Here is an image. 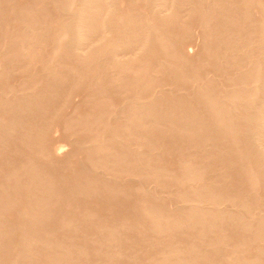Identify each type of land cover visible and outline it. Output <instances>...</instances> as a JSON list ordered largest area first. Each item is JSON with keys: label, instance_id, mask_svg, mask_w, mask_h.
<instances>
[{"label": "bare ground", "instance_id": "bare-ground-1", "mask_svg": "<svg viewBox=\"0 0 264 264\" xmlns=\"http://www.w3.org/2000/svg\"><path fill=\"white\" fill-rule=\"evenodd\" d=\"M6 1L8 3L11 2V1H8V0H6ZM6 1L3 0V2H5V3H6ZM118 1L119 0H60V1L58 0L57 5H55V3H54V5H55L54 8L56 9V11L57 10L59 11V13L57 11L58 14L57 13H55V14H57V15L60 14L61 15V17L57 16V18L60 17L59 18L60 22L59 21L56 22V20H58L56 18L54 20L55 24H57L56 27L54 26L55 24L53 23L54 24L53 28L51 27L52 29H50V27H48V25H50V24H48L46 26L49 29H45L44 28L45 31L43 29H40L41 28L40 27L41 24H39L40 20H38V18L30 17L31 14L28 15V17H30V18H28V17L26 19L22 18V16L26 17V15H27L26 14V15H22L21 16L22 19H19L20 18V14L18 12L23 11V9L22 10L18 9V10H20V11H17L18 14L15 12L16 13L15 16L18 15L16 17V21H17V19H18V21L22 20L23 22L22 21L21 22L24 23V25L21 24V22H20V25H22L23 27H22V29L20 28L21 26L18 27V29L20 28L19 29L20 31L17 30L19 34L16 31H14V32L17 33V35H16V33H13V34H15V37H14L13 34H11V36L13 35V37H11L12 39L10 37L7 38L5 36L8 39V41L10 40V43L6 44L4 42L6 44L5 45L6 47H4L5 49H3L4 50L3 53H5L6 48H7V50L9 52H7L6 55H1L0 56V59H1L0 64L2 63L3 66L5 65L4 67L7 70L9 68V66L7 67L6 65H10L11 64V67H12V64H14V63L16 64L18 62L22 63L20 61H23L24 59H25L26 63L27 62H29V63L33 62L34 63L36 61H31V60H33V57H31V56L34 55V53L36 52V49H37L36 53L38 54V52L41 50V49L39 50L38 47H40L41 45H44L43 43H45V44L48 43L49 44V42H50L49 40H52L51 42L56 44L55 48L52 47V48H54L53 49L54 53H53L52 49L50 50L51 52L50 51L49 52L52 53L51 54L52 56H53V54L54 55L57 54V55H55V57H57V59L54 60L55 57L53 59H51V57L49 58V56H51L49 54V56L47 55L48 56L47 58L50 61H47L48 65H46V66H45V64H47V63H44V67H42V69L39 70L40 72L37 71L38 73H35L36 72L35 71L34 72L35 74H31L33 72H30V75H28L29 73L28 74H24V72H23V74L25 76L28 75L26 78L23 77L24 76L23 74H20V75H23L21 77L23 79L24 78L25 79L22 82V84L20 85L22 87L18 86L17 89H22L23 90V88L28 87V88H26V90L24 89L25 91H27V89H29V87H30L29 91L32 90V93L30 92L31 95H30L29 98L26 97L27 95H29L28 94L29 91H27V95H25L26 99L24 100L23 97H22V100H20L21 96H24V94H22V95H20V98H19L20 101L15 99V100L18 101V103H17V101L15 102L16 104H13L14 102L11 103L12 100H13L12 99V100H10L11 102L8 103L10 106H8L7 104L2 105L3 101L0 100L1 101L0 106L2 105V108L5 106L3 109L0 107V109H1L0 110L1 111L0 112L1 113L0 116L1 117L4 116L2 114L3 110H4L3 112H5L4 114L7 115L6 119H3L5 117H3V118L0 117L1 118L0 119V139L2 140V142L4 144L8 140V139H6L7 137L12 142L13 139L15 138L14 136H16L19 140H22V142H24V139H25L26 142H24V143H26V144H27L29 139L31 140V142L34 141L33 144H31V142H30V145H25L21 141H20V143H22L25 146H28L27 149L25 150L26 151L25 152V156L26 157L29 156V155H26L27 152H28L27 154L33 153L34 156L33 155H30V156L33 157V158H36V160H38V161H35V160H33V158H29V157L26 158L25 157L27 160L25 158H23L24 160H26V161H24V165H22L23 163L21 162L22 163V164H20L21 166L20 165H19V167L15 166L14 167L15 169L13 168L14 170H12V168H10V169L7 170V172L3 173V175L5 174L7 176V177H5V179H6L5 181H4V176L5 175L1 176V177H3L2 178L3 180L0 177V179L5 182V183H2L1 180H0V183H2V185L0 184V264H37V263L40 264V262H41V264H77V262H75V260H76L75 258L77 256H78V259L80 260L79 255L81 256V255H84L88 251H92L91 250L92 249L91 246H90V248H91L90 250H88L89 248L88 249L86 248V247H89L88 246L89 244L86 246L87 242L90 243V245L93 244L94 247H96L97 245L100 247V244H99L100 242L96 245V243H92V242L87 241L88 238H85L86 236L88 237L87 234H84L83 236L81 235L83 233V231H82V229L80 230L79 228H84L81 225L82 222H83L82 223L83 226L85 225L86 229H87V227L88 228L92 227L93 230L95 231V233H98L99 236L100 235L102 236V235L105 234V238H103L105 240V242H103V244L101 245L102 247L99 248L97 246L98 249H95L96 251L93 250L94 252H98L97 250H99V254H100V251L102 252V250H104V249H110V251H112L111 249H114V247L117 246V248H118V246H119L118 244H120V242L122 243L123 240H125V237L128 236V234H133V233L136 234V233H138V234H136L138 236L139 235V231L140 230L143 231L142 228L144 227V229H146L149 232V234H151L150 236H154V237L155 236H161V238L163 237V241H164V242H161L162 246H160L159 251L155 250L157 252L154 254V255H156L158 253V255H160L161 258L157 257L158 260L157 259L153 260L154 258L151 257L152 259L150 258L151 259V260L149 259L150 261H147L148 259L145 260V262H147V264H264V8L262 6L258 7V8H262L263 9V10L261 9V12H260V14L262 16V18H261L260 15L256 16V15L259 14L258 11H260V10H258L256 8V6H255L256 4H252V1H250V0L249 1L251 2V5L255 6V7L252 6L253 7L252 9L256 8V11L258 10L257 11L258 14L255 11L256 15L254 17H253V15H254L253 12L254 11H252V9L250 10V11H252V14L250 16L251 12L249 13L248 10H247V9H250L248 7L249 3L248 2L246 3L245 0L237 1V3H239V4L240 3L241 4L246 3L245 6L243 5L245 10L244 11L241 10L244 13L241 12V11H240L241 13L237 12L238 11L237 9H240V5H238L239 8H237V5H236V7L234 6L236 8V10H237L236 11L231 6L230 2H228L229 0H214V1L212 0L213 3L210 1V4L208 2H205V1L202 2L203 0L201 2L198 0L200 3L195 0L199 4H202V6H203V3H208L209 4L208 7H205V8L203 7L201 9L202 11L199 10L200 8L198 9L199 6L197 7V5H195L196 2H195L194 5L192 4V2H194L192 0L190 1L191 4H192V7H191V4H190V7L187 6L189 9L191 8V10L192 9L195 10L197 8V10H196L197 12L195 11V13H192V15L194 16V14H195L196 18H197V15H199L198 18H200V15H201V19H199V21L203 19L202 17L207 16V19H209L208 20V24H204V23H206L205 20L207 21V19H205V20L203 19V21H204L203 27L205 25L206 26L207 25L210 26L211 23L213 25L211 28L208 27L209 34H208L207 31H205L206 30V26H205V28L202 27L204 29V31H202V28L199 25L200 29L202 31V32L200 31V33H202V37H203V32H206L205 35L207 34V37H209L208 35H210V38H212V39H210V38L207 39L208 42H210V40L212 41L213 38L215 37L214 38L215 41L214 42L212 41L214 44L213 43H212L213 45L210 44L209 47H207L208 46L207 45L208 42L204 43L205 46L203 45V43H201L205 47V51L207 50L206 52H208V51L210 52V50L212 52V49L209 50V48H212L211 45L213 46V51H215V52H213L212 54H214V53L215 54L213 56L212 55L211 56L213 57L212 59L216 58V59H214L216 61L213 60L214 63L213 62L212 63L215 64V62H216L215 67L219 66L223 71L226 69V71H224V72L228 71L227 75L230 74L229 70L231 71V73H233V75L231 77H230L231 74L229 76H227L226 74L221 73L222 75H225V77H223L220 74V72H217L218 71L217 69L219 67L214 68V65H213L212 68H214V69H213L212 73H215V74L217 73V75L220 74L221 76L219 75V77H223L227 81V82H223V80H221V78H218V80L220 79V82L218 81L220 83V85H218L219 88H220V86L222 87L223 83H227V84H228V82L230 83L228 85L230 90L227 91L225 87H224L225 89L221 88L220 90H222V92H224V90L227 91V92L222 93L220 91H217L219 88H216L217 84H219V83H217L215 87H214L215 84L211 85V83L213 81L211 82V80L208 79L209 78L208 76L212 77L210 74L208 75L207 73H205L206 74L205 77L207 76L206 78H207L208 81L206 80V78H203L204 77L203 75L199 74V73H201L199 71L203 70V69L201 70V68L203 66H205V64H203V66H200L201 68L198 67V65H197V68H200L199 71L197 69L195 70L196 72L198 71L197 72L198 74H197L195 71H193L194 69L192 70V68H194V67L186 68L185 64H183V67H182L180 65L181 62L179 60V59L182 58L181 55H179L178 51L176 52L174 50L173 51L171 50L172 48L177 46V44L175 45L174 42H172V39H170L171 40V44H174V47H173L170 44L169 39L167 38V36H168L167 34H168L169 30L172 29V28H170L171 24H175V26L177 27L176 23H171V22H175V21H177V19L179 20V19L183 18V17H180V16L183 15L184 13H185L184 15H190L191 14V12H190L191 10L187 9V7H184L186 2L188 4L187 0H140L141 4L143 5V8L140 5V3L139 4L134 3V1L135 2H139V0L138 1L137 0H131V2H132L131 5L134 6V7H136L135 5H137V6L140 5L141 8L143 9V11H142L143 13L141 12L142 9L139 6V7H136V8H140V11H139L140 13L139 12L137 13L136 9H134L135 10V14L133 12V14L131 15L130 12L132 13V11H133L131 9L132 7L131 8L127 7V9L128 8L129 9L128 10L125 9L126 10L125 12L127 13V11H128L129 13H127L126 16H122L121 14H119L121 11L118 13V6H119L118 4L120 3ZM232 1L235 2V0H232ZM243 1H245V2H243ZM26 2L27 3H25V4H27V5L32 3V2L28 3V1H26ZM37 2L35 0V5H36ZM40 2L41 1H39L38 4H40ZM44 2H45V0H44ZM131 2L128 1V3H126V4H128V6H131L130 5ZM13 3H12V5H13ZM255 3H257V2H255ZM33 4H34V0H33ZM33 4H31V5H33ZM38 4L36 6L40 7V6H38ZM232 4H234V3H232ZM259 4H261V3H259ZM4 5L9 7V8L6 7V9H8L9 11H10V9H12L11 7H14V5L11 6V7L8 4L7 5L4 4ZM31 5H29L31 7V9L36 7V6H31ZM204 5H207V4H204ZM56 6H57V8H56ZM194 6L196 8H194ZM24 7L25 8L27 7L26 10L28 11L29 7L26 6V5ZM183 8L184 9L186 8L189 13H187L186 9H185L186 12H184L182 10ZM232 8L236 11V14L239 13V14L244 15L243 19H241V22H242V20L244 22V23L243 22L241 23L242 26H240V22L238 21V19L242 18L241 15H240L239 18L238 17L235 18V16H234L235 12H234V10ZM13 9H15V8H13ZM39 9L40 8H38V10ZM119 9H121V8H119ZM130 9L132 11H129ZM198 10L201 11L202 13L200 12L201 14H197L196 15V13L199 12ZM30 12H31V10L28 13H30ZM125 12H124V14H125ZM178 12H179V14H178ZM180 12H181V14H180ZM35 14L36 13H33V16H38L37 14L36 15ZM39 14H40V12H39ZM42 14L39 15V18L40 19L43 18L42 25H44L45 17H43L44 13H42ZM41 15H42V17H40ZM177 15L178 16L180 15L179 16L180 18L179 17L177 18ZM202 15H204V16H202ZM15 16H14V19H15ZM237 16H238V14H237ZM247 16L251 17V18L249 17L250 20L252 18H255V17L256 18L258 17L261 20H259L257 18L259 20L258 22L256 21L257 19L254 20V22L252 21L253 19L251 20L252 22H249L248 21L249 18ZM245 17H247L248 19L245 18ZM244 18L247 20L246 23H245L246 20H244ZM46 21L47 20H45V22ZM181 21H182V19H181ZM46 23H48V22H46ZM167 23H168V26H166ZM169 23H171V24H169ZM179 23L181 25H184V24H183V21H182V23L178 22V29L180 27V29H179L180 32H182L181 29L185 30V28H186V31H187L188 28L186 26H185V28L181 27L179 25ZM200 23H201V21H200ZM252 23H254V24H252ZM38 24H39V26H38ZM34 25H36L38 27V29H35ZM165 26L169 27V28L166 29L167 32L163 33V30H165L164 28H166ZM175 26L173 25L171 27L175 28ZM210 31L211 32L212 31H214V32L216 31V33L218 35L215 36L216 33L214 34V32L211 33ZM169 33H171V32H169ZM181 34L183 36L185 35V37H186L187 32L185 34H184V32H182ZM211 34H214L213 35L214 37H212ZM171 35L172 34H169V37ZM182 35H180V36H182ZM175 36L172 35V38L174 37V39H173L174 41H175ZM202 37H201V41H202V39L205 38V37H203V38ZM44 40H48L49 42H46ZM204 41H206V38H205ZM7 46L10 47V49H8ZM171 46H172V48H171ZM33 47L35 48L34 49L35 52L33 51L34 53L32 54V52L30 50ZM46 47L49 48L48 46H46ZM23 48H26L29 51L25 52V51H27L26 49L20 50V49H23ZM190 48H192V47L190 46ZM17 50H19V52L21 51L20 53H22V54L16 52ZM202 50H204V48ZM22 51H24L25 53L22 52ZM167 52H168V54L170 56H167ZM218 52L219 53L221 52V53L219 54ZM36 53H35L34 56H38V55L40 56V53L38 55H36ZM170 53H178V55L176 54V56H173V57H176V58L179 57L178 59L175 58L176 61L177 60L179 61V63H176L177 65H174L172 62H169V61L176 62V61H174L175 60L174 58H173L174 60H169V57L172 56V54H170ZM202 53L206 54L204 51ZM217 54H219V55H217ZM164 55H166V56H164ZM183 55L184 54H182V56ZM220 55L222 56V58H219V57H221ZM226 55H227V58H228L227 60L228 61L224 62V60L226 59V57H225ZM39 56L37 58H39ZM208 56L211 58L210 55H208ZM1 57H3V58H1ZM163 57H165V60H167V58H168V63L166 61H164ZM30 58H31V60H29ZM34 58H36V57H34ZM26 59H28V61H26ZM39 59L41 60V62H39L40 60H38L37 63H39L40 66L43 65V63H42V62H44L43 60H45V61L48 60V59H45V58L43 59V56H42V59L41 58H39ZM222 59H224V60H222ZM184 60H185V58H184ZM181 61L183 62V60H181ZM102 62H104V64L108 65V66L105 65V66H107L106 67L107 69L109 67L110 70L111 71L113 70V71L112 72L111 71H106L107 69L104 68L105 66L103 67L105 71H103L102 70L103 68H100L98 66ZM23 63H24V61H23ZM41 63H42V65H41ZM80 63L81 64L85 63L86 65L88 63H89L88 65H90V63H91V66H88L90 68L87 67V68L84 69L83 67L84 66L86 67V65H83V67H81V66H79ZM184 63H189V62H184ZM212 63L210 64L211 66H212ZM178 64L183 68V70H181L182 68L180 69ZM1 65H0V67L2 68ZM31 65H33V64L31 63ZM75 65L79 66V68L81 67V69L83 68L82 71H80L81 69H76L78 67L76 66V68H75L74 67ZM92 65L94 67H96L97 69H93ZM22 66L25 67L24 65H22ZM100 66H102V65H100ZM171 66H173L174 69ZM206 66H208L210 68V70L212 69L209 66L208 62H207ZM23 67H22V69H23ZM91 67H92V69H91ZM169 67L173 69V70L171 69L172 72H170L172 74L169 73V69H168ZM184 67H185V70H184ZM3 68L1 69V71L4 70ZM12 68H14V67H12ZM20 68H21V66H20ZM190 68H191V70L188 71L187 69H190ZM220 68H219V70H220ZM15 69H17V68L15 67L14 70ZM167 69H168V76H169V74L172 75L171 78L169 77L171 80L167 79L168 80L167 82H169V80H170V83H171V81H173V82L174 81L175 82L178 81V83H181L182 81H184L185 83L187 82L188 84L190 83L191 85L196 86L195 89L193 88L194 91H192L193 92L192 94L194 96L191 95L192 96L191 98L194 97L193 99L195 100V103L198 105V102H199V105H200V107L198 105V109H197V105H196V109L197 110L194 111L195 103H194L193 100L191 101V102H193V104H191L189 102L191 100L190 92H189V88L186 89L189 92V94H188L189 96L188 95H186V96H187V98L188 97L190 98L189 101L187 99L189 104L186 103V105H187L188 108H190V109H187L190 113H188V111L185 110L186 108H185L184 103H182L180 101L181 105L179 103H177V104L180 107L183 104L184 107H182V109H184L185 111L182 110L181 108H179V109L181 110V112L184 111L186 113L187 118L183 117V116L186 117L185 113H184V115L181 113L182 117H180L181 114L179 115L180 110L177 108V107H179L178 105L175 104L173 106V103L171 104L172 107H174V108L177 106L175 111H177V110H179V111H177L175 113H178V114H175L174 111H171V105H170V112H172V114L171 113H169V114H171V116L175 117V118H176V115H179L178 117H180V120H181V118H183L181 122H178L179 118L177 117L176 118L177 123H175L176 121H172V120H175V118H172V119L170 118L171 119V121H170V119L167 118V116H169V117H171V116L168 115V114L164 115L166 117L165 118L163 116V114H164V112L166 110L163 109L162 111H160L161 109L159 110L158 105H161L160 106L161 108L168 109L170 102H176L180 97L177 98V99L175 97H174L175 99H173V97H172L170 99L172 101L168 102V100L166 101V95H165V97L162 96L163 99L165 98V100H163L164 102L162 101V99L159 98L158 102L161 100L160 101L161 103L159 102V104L157 103L158 97H155V98H157L156 100H155V98H153L154 97L153 95L156 92L155 90H158V88H161V86H162L160 84L161 78L162 77L165 78V79L168 78V76H163V75H165L164 72L167 71ZM25 70L30 71L28 68H26ZM204 70H205V68H204ZM204 70L202 71L203 73H204ZM215 70H216V72H214ZM9 71H11V70L9 69ZM9 71H7V72H9ZM114 71L118 74V76H116L117 75L116 74L115 76H113L115 78L112 79L111 76H112ZM4 72H5V74H4ZM4 72L0 76V78L2 77V80H0V82L3 81L2 83L7 81L6 79H7V76H8L6 74V71H4ZM106 72H108V73H106ZM110 72H111V74H110L111 76L110 77H111L112 80L111 79H108V80H109V83L111 82L110 85L111 84L112 85L111 86L109 84L108 85L110 87L115 85V86H113V88L115 87V89H117L118 92H120L119 90H122V88H124V87L125 88L123 89V92H125L128 89V88H126V87H128V86H126V84L123 87L124 82L126 83V81H127V83H129V86H131V85L133 86V83H135V82H133L130 85V82L128 81V78H127L126 81L122 82L123 84H121V83L118 84L119 80L123 81V79H121V78H124L123 77L124 75L127 74L126 77H129L128 73L132 72L133 73L132 75L137 76L136 79L139 78V77L142 79V81H141L140 78H139L140 80L138 79V81L135 79L136 80V83H135L136 85H134V87L136 89L133 87V89H135V92L136 91L138 92V94H137L138 96L134 95L135 92H134V90L132 89V86H131V90L133 91L131 93H134V94H132V96L134 95L136 97L133 99V97L129 95L131 100H129V98H127L128 101H126V99L125 100L123 99V101L120 100L121 102L125 101V103H127L126 106L124 105V103L121 104V105L124 106L123 109H122L123 106H121V111L119 110L120 109L119 104H116V106L117 105L119 106V107L117 106V109H116L117 111L116 112L120 111V113H121V114L119 113L120 115L118 113H116V114L119 115V117L121 116L120 119L123 120V121L120 120L121 121L120 123H119L118 116L112 115V113H115V110L113 108H111V109H113V111L110 110V112H112V113H110V112L108 113V110L110 109L109 106H106V104H104L105 107L108 108V110L107 109L105 110V107H104L103 104H102L103 106L102 105L98 106V104L101 103L103 98L101 100L100 99L101 96L96 95L97 93L99 94L100 91H98V92H96V91L97 90H102V89H103L102 92L104 91V88H102V87H105L107 85V83H108V82H105L106 79L108 78V77H106V74H108V76H109ZM161 72L164 73V74L161 75L162 74ZM21 73H22V71H21ZM135 73H137V74L139 73L140 76L138 77V75L135 74ZM157 73H160V74H157ZM203 73H201V74H203ZM3 74H4V76H3ZM154 74H155V76L156 75L158 76L159 80L155 79L157 77L154 78ZM11 75H13V74L11 73ZM130 76H131V74H130ZM174 76L177 79L181 80V81H179L177 79L175 80V78L173 79L172 77H174ZM200 76H203L202 79H201ZM215 77H218V76L215 75L214 78ZM129 78H131L129 80L133 79L132 77H129ZM4 79L6 81H4ZM8 79H10V77H8ZM76 80L78 81V83L80 82V84H81V81H82V83H84V81H85V83L82 84L81 89H85V88L88 87V90L91 89L93 91V93H94V90L96 89L95 90L96 94H94L95 96L92 97V98L97 99V97H98L99 100H101V101L99 102L98 99H97V102L95 101L94 102L95 104L91 105V107H93L95 105H96L95 107L98 106V108H97L98 111H99V108L103 107L102 108L103 113H104V111H106V114H109V115L111 114L110 116L117 117L119 125H118L117 122H116L117 123L116 124L117 127L116 126L114 127V125L112 124V126L116 129V131L113 132L115 129L113 131H111L112 129L109 130L110 128H112V126H109V125H111V123H114V121H117V119L115 120L114 117H112L113 122L111 121L109 124H108L109 121L107 122V120H106V122H103L105 124H108L107 125L108 128H106V129H108L109 133L106 136L105 133H107L106 132L107 130L106 131L104 130L105 129L104 126H106V125L101 126L102 125L101 122L105 121V120H101V119H104V118H100L99 117L100 115L97 114L99 116H97V115L96 116L100 118V119L98 118L99 121H100L99 125L102 127V129L104 127L103 130L105 131L104 132V131L101 130V133H103L104 136H106L105 138H103L104 141H103L102 138H101V140H102L101 142H100V139L98 141L97 138L101 137L102 135L98 132V134L96 133L97 136L99 134L100 135L98 137H96V135L94 134V130L95 129H93V128H96L97 126H99L98 123H97L98 120L97 119L94 120V117L97 118L94 115L98 112V111H96V113H94V111L96 110L95 107H94L95 110L93 111V114H89V115H93L94 116V117L92 116L93 119H92V117H88L87 119L85 118V120H83V121H87L88 122V119L91 118L90 120H92V122H90L88 124L90 125L92 123L94 125L95 122H96L97 125L94 126V127L92 125H90V126L88 125L87 126L86 125L87 122H86V124H85L86 127H88V128L90 127L91 128V126H92L91 129L89 128L90 130H92V132L87 129L85 132L88 131V133H84L83 136L86 135V137H87L86 141L89 138L91 139L93 137L92 141L91 140H88V141L89 142L91 141V144H93L92 142L94 140H96L95 144L96 143L97 144H96V146H94L95 144H93L92 147H91V146L88 145V142H87V143H85L86 144L85 147L86 146H88V147L85 148V147L81 146L83 144L80 143L82 141H80L79 136L78 135H77L78 137L74 136V138H77V139H79L78 141H80L79 142V144H81L80 146L76 142V144H78L79 148L82 147L80 149H84V148L86 149V150L84 149V152L85 151H87V152L89 151V149L87 150V148H89V147L92 148V150L90 149L91 152L88 153L89 156L87 155V153L85 154V156L86 155L88 156V157L86 156L87 158H85V159H86V161L88 160L89 162L87 164V162L85 161L87 166H86V164H85V166L83 165L85 163L84 162L82 164L83 167L79 164L80 168L82 167L81 169L79 168L80 175H79V172H75L74 171V173H72V174H75V175H77V173H78L79 176L77 175V177H73V176L70 175L71 177H69L68 174H66L68 178H71L70 180L68 179L67 181L66 180L65 181L61 180V178H60L59 181L60 182L63 181V182L61 183L62 186L59 188L60 185L57 186L58 183H56L57 185L54 184L55 180L52 178L54 176L51 177L49 175V173H51V172H47L46 171L47 169L46 170L44 169V172H43L42 171L43 170V166H42L43 164H40V163L38 164L37 162H39V160H41V161L44 160L43 161V163H44V162H46L45 160H47L49 156L53 157V155L55 156V158L54 159L51 158V159L57 161V158L59 159L60 155L62 154V148H64L63 142L66 141L65 143H69L70 144L71 142L74 143L75 141L73 142L74 139L73 140L70 139V141H69L68 138H67L68 141H67L66 138L65 139H61V141L63 140L62 141L63 147H62L61 144H57V141H59V140H56V141H54V143L52 142L54 146L52 145L53 148H51L52 147L51 146L52 143L50 142L51 138H50V135H48V133L50 131H51V133H49V134H52L54 132V131H52L53 128H51V125H52V122L50 120L51 116H50L49 112H48V114L46 112V110L49 107L45 106L41 102H42V99H43V102L47 99V101H45L46 102L45 104L48 103L47 105H52V103H53V105H54L55 102H53V100H54V98H59L58 94H59L60 91L63 92V93L65 92L63 94L64 97H63V95H60L61 99H64V102H65L66 101L65 98L66 97L68 98L67 95L71 92V90L74 91V92H76L77 90L79 92L81 91V89L80 90L79 89H76V90L73 89L75 87L74 86L75 83L72 84V86H74L73 88L70 87L67 90L65 89V88H67V87L64 86L65 84H67V85L69 84V86H70L71 85L70 81L73 83V81H76ZM135 80L133 79L132 81H135ZM216 80H217V78H216ZM216 80L213 83H216L217 82ZM86 81H87V83H86ZM230 81L231 82L233 81V84H231ZM161 83L163 84L164 80ZM170 83H167L168 86L171 85ZM178 83L176 82L175 85L177 86ZM185 83H182L181 86L183 84H185ZM221 83H222V85H221ZM117 84H118V86L122 85V88L118 89V87H116ZM167 84H165V85H167ZM190 84L188 85L189 87H190ZM83 85H85V88H84ZM108 85H107V88H109ZM165 85L161 89L164 90L165 87H166ZM230 85H232V86L230 87ZM4 86L5 87H3V85L2 86L0 85V88L2 87V88L5 89L6 86H7L8 89H9V87H10V86L6 85V83H4ZM37 86H39V88L41 87L43 89L42 93H41V89H39L40 93H37V91H38V89H37L38 87ZM78 86H79V84H78ZM120 86H119V88H120ZM171 87L172 86L166 87L165 90H168L167 88H171ZM212 87H213V89H212ZM2 88H1V90L3 91ZM50 88L54 89V90L56 89L55 91H57V90L59 91L58 94L55 92L58 97H55L56 95H54V96H52L54 98L51 99L52 98L51 96L48 97V94H45V93L49 92L48 89H50ZM77 88H79V87H77ZM113 88H109V91H110V89L113 90ZM17 89H15V91ZM115 89L112 91L113 93H115V91H116ZM214 89H216V92H219V93H222V94L215 93ZM7 90L5 92L8 94L9 91L7 92ZM11 90H12L11 92L14 93V89L12 88ZM22 90L20 91V93H23ZM131 90H129V91H131ZM181 90L182 89H180V91ZM86 91H87V89H86ZM153 91H155V92L153 93ZM172 91H173V89H172ZM183 91H184V88H183ZM190 91H191V89H190ZM84 92H85V90L83 91V93ZM105 92H104V95H105ZM118 92H117V94H118ZM160 92H161V90L159 91V93ZM164 92H166V91H164ZM178 92H179V90H178ZM0 93H1V95H3L2 94L3 92L0 91ZM13 93L12 94L10 93V94L13 95ZM83 93H82L83 96L86 95V94H83ZM142 93H145V94H142ZM157 93H156V95H157ZM185 93H186V91H185ZM10 94H9V97H12V96H10ZM25 94H26V92H25ZM49 94H50V92H49ZM71 94L74 97V94L72 92L69 95L71 96ZM76 94H78V93H76ZM129 94H130V92H129ZM148 94H151L152 96H150ZM177 94L179 95V93H177ZM182 94L185 96L184 93H182ZM15 95H14L15 97L18 96L17 93ZM65 95H66V97H65ZM88 95H90V98H91L92 94L88 93L87 94V98H88ZM101 95H102V93H101ZM115 95H116V93H115ZM161 95H163V94H161ZM169 95H171V93ZM76 96H78V95H76ZM106 96H109V95H106ZM106 96L104 97L105 99H107ZM122 96H124V95H122ZM144 96H146V97H144ZM171 96H173V95H171ZM180 96H181V94H180ZM7 97L8 96H4L3 100L6 101L5 98H7ZM45 97H46V99H45ZM102 97H103V95H102ZM168 97H170V96H168ZM49 98H50V100H49ZM92 98H91V100H92ZM124 98H126V97H124ZM184 98L185 97H182V99H184ZM0 99H1V97H0ZM185 99H184V101H185ZM15 100H13V101H15ZM51 100H52V103L50 104ZM174 100H176V101H174ZM179 100H181V98ZM196 100H197V102H196ZM155 101H156V103H155ZM92 102H93V100H92ZM104 102L106 103V100ZM107 102H109V101H107ZM166 102L169 103V104H167L168 107H166V105H164L162 107V105L164 103H166ZM6 103H7V101H6ZM38 103H40V104H38ZM96 103H98V104H96ZM109 104H111V103H109ZM109 104H107V105H109ZM190 104H191L192 108L189 106ZM44 106L46 107V109L44 108ZM38 108H39L40 112L37 110ZM52 108H54V107L52 106ZM42 109H45L44 111L46 112V115L49 116V117H47L46 115H42V113L44 112ZM56 109H58V108H56ZM191 109H192V111H191ZM54 110L51 111V109L50 110L48 109V111H51V113ZM172 110H173V108H172ZM37 111L39 113H41V112L42 113L37 116V114H38ZM159 111H160L161 115L159 114L160 116H159V119H158L157 116H158V112ZM20 112L27 114L28 118L31 115V117L29 119H31V118H33V119H31L30 121L28 119H26L28 121L25 122V118L24 119L20 118V116H21ZM168 112H169V110H168ZM197 112H199V113H197ZM17 114L20 115L19 119H18V115ZM34 114L37 117H35ZM53 114H55V116H56L57 112L54 111ZM106 114H104V115L102 114V115L105 117ZM173 114H175V115L173 116ZM14 115H16L17 117L14 116ZM23 115L24 114H22V116ZM109 115H107V116H109ZM27 116H25V117H27ZM33 116L35 118L39 117V120H41V121H39L37 119H36L37 120L36 121ZM57 116H59V115H57ZM103 116H101V117H103ZM203 116H205V117L208 116L210 118V123L212 125L210 123H205L206 120L203 118ZM40 117H43V118L47 117L48 121H47V118H46L45 121L47 123L50 121L51 125L48 123V124H45L46 126L49 125V126H47L48 128L45 127V125L42 124V120H43V123H45V121H44V119H42ZM200 117H202L205 120V122L202 121V119ZM208 117L206 118L207 120H208ZM14 118H16V119H14ZM51 118H53V117H51ZM163 118L165 119L164 123L162 122ZM21 119H23L24 122L23 121L22 122L18 121V120H21ZM14 120H17V122H15ZM56 121H58V119ZM68 121H71V120H67L66 121L68 123L66 127L70 128L71 125L69 126V123L71 124L72 122H68ZM83 121L81 122V124L85 123ZM93 121H94V123H93ZM165 121H168V122L170 121V123L174 122L176 124L177 127L176 126L175 127L177 129H175L176 130L175 133H174V131H175L174 130V126L172 124H170L168 126L167 123H165ZM200 121H202V123H204L203 124L204 126H205V124H207L208 126L211 125V127L214 128V130H212V132H210L211 135L213 134V131H215V132L217 131L216 133H214V134H216L217 137L214 134L213 135L216 137V140H219V142H220V143L219 142H215L216 140L214 141V144L217 143V144L220 145V147L218 146L219 149L216 150L215 148H216L217 145L214 146L213 143H211L212 144L211 147L214 146V148H212V149L216 150L215 152L218 153V154H216V158L214 157L215 152H212V149L210 151H207V149H209V147L206 146V145H208L209 142H212L211 139L214 138L213 135H212V138H211V135L208 132L210 127L207 126L209 128L208 129L205 126L208 130L205 127L201 128L203 125L200 127L203 130L205 128V131H206L205 133L208 132L207 134L210 135V136L207 135L210 139L207 137L208 141L206 143L202 142V144H204L206 146L205 147V149L207 148L206 150L200 144L201 141H204L203 136H201V132L204 133V131L201 130V132H200V128L198 127V125L200 126L202 124ZM36 122H39V123H36ZM66 122H64V123L66 124ZM159 123L162 126L165 124L169 128H170V126H172L173 127V129H172L173 131H172V134H171V132L168 131L169 135L171 134V136H172L173 134L175 135L177 133V136L179 134V136L184 137V140L182 138H179V139H182V141H185V138H186V142L188 141V139H189V141H191V139L193 140L192 136L195 133L197 135H199L198 136V140H199L198 142L199 143L197 142V140H194L195 142L194 141L193 142L195 144L198 143L201 146L196 144L195 147H199L200 146L199 149H198L199 152H201V150L203 148L205 151H207L209 153L210 152L212 154L214 153L213 154V157H214L213 158V162L215 161L214 159H216V160H218V163H216V165L217 164H220V165L215 166V163H213V166L219 168V170L221 169L220 167H223V165H222L223 162H224V167H225L226 164L230 165V162H233V160L235 159L234 162H236V166L234 165L235 163L234 164L232 163L233 167L229 166V170H230V172H232L231 171L232 168H234L235 170L240 168V170L238 169V172H237V170H236V172L239 175L240 174L242 175V176L240 175L241 178L238 177L239 175L236 174L235 171H233L234 174L231 173V175H229V174L228 175H224L225 173H228V172H226L227 170L223 172V170H225V169H223L224 167L222 168L223 170L221 169L222 172H223L221 174V170L219 171L217 168H215L217 170H215V169L213 170V168H210V167H213L212 164H211V166H209V169H208L209 171L207 170L208 173H206L205 172L206 170L205 171H203V170L205 168H208V165H210L208 163L206 164L205 168L201 167V170L203 171L204 174H207V175L208 174H212L211 173L212 170L213 171H217V175L219 174L221 176V178H222V175L226 176V177H223L224 179L227 178V176H228V178L229 177L231 178L233 175L235 177L238 175L237 178L240 179V185H239L238 181L235 182L236 179H234L235 178L234 176H233L234 178H232V179H234V181L232 183H234V182L238 183V184L234 183V185H236V186L239 185L237 189L240 190L241 194H239V191H235L234 190L235 193H237V192L238 193H237V195L236 194L234 196L232 195L234 193H231L230 191L232 190V192H233V189L234 188L236 189L235 186L233 187V189H230V191L228 190V192L231 193V194H229L225 189H227L229 186L230 187L233 186V184L231 183L232 179H230V181L229 180L227 181V179L224 180L222 178L223 182H221V179H219L218 177H215V172L212 175L213 177H215V179L214 178L211 179L210 177H209V179L211 180L210 182L213 181V183H214V181H216V180L217 181L214 184H210V185L213 186V187H214V185L217 186L218 185V181H219L220 184L221 183H224V184L227 183V188L225 186L226 184L225 185L223 184V186H225V188L222 189V190H224L223 192L222 191L219 192L218 189L214 191V189L216 187L214 189L212 188L214 193L211 191V189L209 190V188L211 187L210 186L208 188V184L209 183H207V181L209 182V179L205 181V183H207V184H205L204 182L203 183L201 182L202 180H205V178H208V177H207V175H206L205 178H204V176L202 177L201 174H200L201 171H200V169L198 167L201 164H202V166L205 165V163H201V162L204 160V158L207 155L209 156L211 154H207V152L205 153L204 150H203V153H205V154H203V153L198 154L199 156L200 155L201 156L204 155V158L196 156L197 154H195L196 157L193 156L194 158H196V159L199 158V159L202 160L201 161V160L198 159L199 161H201V162L198 161L201 164L194 163L196 165H199L198 167L196 165L194 166V164H190V162H184V161L188 160V155H192L193 154L191 152V148H190L191 145H192L191 144L192 141H191L190 145H188L190 152L187 150L188 147H185V150H186L185 153L186 154L192 153V154H188L187 157H185V155H184V157L186 158L185 159L183 157V154H182V153H184V149H183V151H181L182 152L181 153L182 156L180 155V152H179V156H178V158H176V160H179L180 157L185 159L183 162H180L181 166H180V164H178L179 163L178 161L176 163L177 165H179L181 167L180 169H177V167L179 168V166H176V169L178 170V174L180 173V170H181V175H179V178H176L178 176L175 173H174V176H173V177L176 176L175 179L171 178L172 176L169 173L168 174L171 177H167L169 175L166 176L167 178H171L172 180L174 179L175 183L181 185L180 186L181 188L177 184H176L177 185L176 187H178V189L180 188L181 189L180 191L182 193L179 191L181 194L179 193V195L177 194V196H175L174 194H176V192L178 193V190H177V188H173V186H172L173 184H171V183H174V181L168 183L170 185L169 186V185L165 184L166 182H168V180H166L167 178L165 177L166 178L165 182L163 180L164 177L162 179V184L164 183L166 185V188H165L164 187L165 185L163 184L164 185V186H162L163 188H165V189L173 188L174 190H176V191L173 192V196L175 197V199L174 198L173 199L175 200V202L172 199L174 204H172V206L170 204V206H169L168 203L171 202L170 200L173 197V196H171V198H170V195H172V193H170V192H172L171 190H173V189H171L170 192H169V190H167L169 193H166L167 191L164 190L163 188H162V190H164V192L161 191V185L162 184H161V179H159V178L160 177L162 178L163 174L165 175V173H163V171H165L167 169H165L164 167L158 166L160 164L159 163L160 157L158 156L159 159H157L156 158L157 157L156 154H152L153 156L155 155L154 157L156 158V160H158L159 164L157 163L158 164L157 167H161L160 170L164 169L163 171L156 170L157 167L155 165H153L154 163L153 164L151 163V164H152L153 167L154 166L156 167L155 170L154 169L151 170L150 168L147 170L148 167L143 168V166H145V165L147 166V164H149L150 160H152V159L154 160V158L151 156V153L150 154H148V153L145 154V153H146L147 149H148L147 152H150L149 149L151 147L148 148L149 147L148 144L151 143L150 146L151 145L153 146L155 144L154 142L157 143L159 141L158 138L161 136L160 135L161 131L158 130L160 132H157V133H155L157 131V129H155V131H152L153 134L155 133L154 135H156V134L159 135L158 138H157V141H156V138H155L154 135H153L154 137L153 136L150 137L151 139L153 138L155 140L154 141L152 139L153 143H152L151 139H149V142L150 141L151 142L148 143L146 141V140H148L147 136L144 137V135L146 134V131L148 132V134H150L149 132H151V130H154V128L156 126H158ZM55 125H56V123H55ZM161 125H159V126H161ZM62 126H63V124H62ZM64 126L62 127L63 129L65 128ZM164 126L162 127L164 129H162V128L161 129L162 130H167V129H165L166 126L165 127ZM49 127H50L51 130H49ZM75 127H77V126H75ZM101 127H98V131L101 129ZM196 127H197V130L199 129L198 131H199L200 134L195 132V131H197V130H195ZM77 128H79V127H77ZM82 128L86 129L85 127H82ZM142 128H144V130H146V131H144L145 134H142L143 132H141L142 135L136 134V133H139V130L143 131ZM156 128H158V127H156ZM56 129H57V126L55 127V132H57L59 130V129H57V130ZM18 130H19V132H21L19 137L17 136L19 132L18 133L16 132ZM64 130H63V132H64ZM72 130L74 131V132L72 131L73 134L77 133V132H75V129L72 128ZM128 130L135 133V134L134 133H132V134L130 133L132 138L130 136L128 138V135H127L128 134ZM89 131H90V133H89ZM72 132L70 134H72ZM95 132H96V130H95ZM164 132H167V131H164ZM14 133H17V134L14 135ZM58 133H60V132L58 131ZM110 133H111V135H110V137H108V135ZM217 133L220 134V135H218ZM45 134L47 136H45ZM120 134H122V135L124 134L123 137L124 136L126 137V135H127V137H126V138H128L127 140L132 141V142H130L132 144H134V142H135V144H137V142L140 139L141 140H143V138L146 139V140H144V142L148 143V144H145L146 148H147V149L144 148V149H146L145 152H144L143 148L141 147L142 145L145 147V145L144 144L139 145L140 148H141V149L140 148L139 149L143 150L144 154H139V153L136 152L137 149H138L137 146H138L139 143L137 144V146L134 145V147L135 146L137 147L135 149L136 151H134V150H132L133 147L132 148L130 147V145H129L130 143L128 145H126L128 142L124 143L125 141L121 140L123 137L121 135V137H122L121 138ZM87 135L90 136V137H88ZM94 135H95V137H94ZM150 135H152V134H150ZM197 135H195V137H197ZM43 136H45V137L49 136V138L46 139L48 141H45L44 139H43V141H45V143L48 142L47 144L50 146L51 150L48 149L49 146L47 144L44 145V142H43V144H41L42 142H40V140H42ZM58 136H59V134H58ZM171 136L168 137V138L171 139L172 138ZM177 136L175 135L173 138H176ZM220 136L223 139L220 140V138H219ZM11 137L12 138L14 137V138L12 139ZM86 137H84V138H86ZM164 137H166V136L162 135L163 140L165 139ZM190 137H192V138H190ZM201 137H202V139H201ZM162 138H161V140H162ZM204 138L206 140V136L205 135H204ZM217 138H219V139H217ZM18 139H17V141H18ZM26 139H28V140H26ZM106 139H107V142H106ZM177 139L178 138H176L175 140L177 141ZM224 139L227 140V142L229 143L228 146H227V142ZM3 140H5L6 142L3 141ZM165 140H167V139H165ZM171 140H174V139H171ZM222 140L224 141L226 147H223L224 144H222L223 142L221 143ZM38 142H39V144H38ZM49 142H50V144H49ZM58 143H60V142H58ZM170 143L173 144V142H170ZM40 144L44 145V146L42 147ZM221 144L223 145L222 147H221ZM31 145H34L35 148H34V146H31ZM46 145H47V147H45ZM185 145H187V144L185 143ZM29 146H30V148H29ZM74 146H76V145H74ZM154 146L156 147V144ZM154 146H153V148H154ZM229 146H230V148H229ZM1 147H5V146H1ZM20 147H21V145H20ZM23 147L24 146H22L21 149ZM31 147H33V148H31ZM157 147L159 149V146H157ZM162 147H163V149H165L164 145ZM173 147H174V145H173ZM178 147H179V145H178ZM192 147H193L192 151H194V149H195V151L198 153V150H196L194 145ZM227 147L229 148V150L227 149ZM28 148H29V150H33L34 152L30 151V153H29ZM153 148H151V150H153V153H154V151L157 148H154V149ZM221 148H222V150H224V149L226 150L227 149L226 151L228 153L225 152L226 153V155H225V153H224L225 150L222 151ZM14 149H16V148H14ZM21 149L18 148V150H21ZM163 149L161 148V150H163ZM140 150H138V152ZM166 150H168V149H166ZM218 150H219L220 153H221V151L223 153L220 154L219 152H217ZM187 151H188V153H187ZM195 151H194V153H196ZM7 152H9V151H7ZM155 152H157V151H155ZM160 152H158L157 155H159ZM168 153H169V151H168ZM161 154L163 155L164 153L161 152ZM161 154H160V156H161ZM219 154L220 155L224 154L225 157L227 156V154H229L231 156L235 155L236 157L234 158L232 156L233 157V160H232V157H228L227 156V158H230L231 161H230V159H228L229 163H228L227 160H225L227 162V163H225V161L222 162L224 155L221 157L222 158L221 161H220L221 158L217 159ZM20 155H21V152H20ZM56 155H57V157H56ZM149 155L152 157V159L149 157ZM43 157L47 158V159H43ZM193 157H192V159H193ZM209 157H212V156H209ZM236 158L240 159V163H239L240 165L238 164L239 161H237L238 159H236ZM49 159H50V157H49ZM51 159H50V161H51ZM192 159H190V161ZM208 159H209V162L212 161V158H208ZM53 160H52V162H53ZM219 161H220V163H219ZM34 162H36L38 165H40L41 170L38 167V165L36 166V163H34ZM52 162H51V164H52ZM66 162H69V160L66 161ZM128 162H132V163L135 162L136 167H137L136 162H139L138 164L144 162L143 163L144 165L141 164V168H143L142 170H140L141 169L140 167H137V169L140 168L139 171L136 170V167L134 166V163H133V168L135 167L134 169L137 172H134V173H133V171H131V172L133 173V177L135 176L134 178L137 177L139 180L134 179V178L133 179L137 180L136 182L141 184L144 187V184H146V183H144V184H142V183L145 182L146 180L143 181V182H142V180L147 179L149 177H150V179L153 178V183L149 182L151 180L146 181V182H148V184L149 183L152 184L153 189H155L154 188L155 187L154 186L155 183H157V184L160 183V189L156 188V191L158 189L159 191H161L163 193L160 194V192H159L158 195H156L157 193L155 194L154 190L151 191L152 188H150L151 187L150 184H149L150 187L146 184L148 186V188L151 189L150 192L154 193V195L152 194L151 196H150V193H149V199L151 198V202H154V203L156 202V204H159L162 201L163 202L165 201L164 205L167 204L168 207L163 208L162 209L163 211H162L161 208H162L163 202L161 204V207H159L160 204L158 205V207L160 209H158L157 205L155 206L154 203H150L149 204L148 201H150V200L146 199V197L148 196L147 192H149V191H143L145 189L141 185L138 187V186H135L136 183L135 184L133 183V185L135 187H137V189L134 186H133L132 189L136 190L137 193H139V191H141L143 193L146 192L145 195H147V196L146 197L145 196L144 197L141 196V192H140L139 193L140 198L136 199V200L139 201L141 198H142V200H140L139 203H135L136 201L133 202L134 199L131 198V196H133V195H130L128 198L132 199V202L135 203V205L133 204L134 207H135V208H133V210H131L132 208L131 209L129 208L130 204H131V202H130L131 200H129L127 198L128 202H130V204L127 202V200H126L125 203L127 204V206L129 204V207H128L129 214H130V210L132 211L133 215H134V212H138L139 215H140L139 217L141 218V220L144 219L146 221L145 222L143 220V222H142L143 224L139 222L140 220L138 222L135 221L136 219L133 217V215H131L130 219L134 218L135 220L133 219V221H129L128 219H126V220H128L127 222H129V223H127L125 221L126 223L124 224V221L121 222V219L120 220L118 219L120 222H118L117 219L114 220L115 222H117V226L115 225L116 223L114 225L116 227H118V225L120 224L119 226H120L121 229H119V227L117 229H114L115 226L114 227H109L110 225H108V223H106V221H103V224L105 223L106 225H108L106 227H109V228H106V227H104L101 224V222H100L101 219L99 220V217L98 218L94 217L98 212L96 213V211H95L96 214L94 216H92L94 214L93 210H91L92 211V215H91V214H89L88 210L85 209V211L87 210V213H88L85 217L83 216V219L85 218L84 219L85 223L87 221V223L90 224L91 223L90 221H93V220L96 221L97 219L99 220V222H97V223H99L98 224L99 228H98V230L96 232V229H97V223L96 222L95 223L92 222V224L96 225V227H94V225H92L90 227V225L86 226V224L84 223L83 219L82 220L80 219L82 222L78 220V218L82 216V215L80 216L81 212H79L80 214H78V211H76L77 212L76 216L79 215L78 217L75 216L74 212L71 215L72 216L74 215L75 217H67L69 215L70 210L72 209L71 208V204H72V207H73V203L74 204L77 203L75 201L72 203V201L70 200L72 197L79 198L78 196H80V198H79L80 201H78V203H77V205L80 206V207L77 206L78 209L81 208V206H82L80 204V203H82L81 199L88 197V200L92 201L93 198H90L92 195H94V198H95V195L98 197V195L100 196V194H103L104 197H101V198H102V200L104 198L105 201L106 200L109 201L110 199H115V198L117 199L118 198L117 196H119V191L121 189H122L121 191H123V187L121 185H120L121 187L119 186V184H120L119 182H118L119 184L116 183V182H114V183L112 182V184H111L112 186H111L110 185L111 182L106 181V179L110 175L113 177L114 176L113 173L114 174L115 173H122V175H123L124 172L127 173L128 170L130 171L129 167L132 166V164H130ZM193 162H195V161H193ZM205 162H208V160L205 161ZM10 163L7 164L5 162L4 164H6L5 166L10 165L9 167H13V165H11L12 163L11 164ZM4 164H3V166H4ZM108 164H110L109 167H108ZM128 164H129V166H128ZM155 164H156V161H155ZM53 165H54V163L52 164V166ZM66 165H68V164H66ZM45 166H48V165H45ZM59 166H60V164H59ZM237 166H240V167L237 168ZM127 167L129 168L128 170H127ZM1 168L2 167L0 166V169ZM5 168L7 169V167H5ZM5 168H4V170H5ZM56 168H58V167H56ZM225 168L228 169V166L225 167ZM145 169L148 172L145 171ZM176 169H175V172H176ZM234 169H232V170H234ZM52 170H54V169H52ZM59 170L63 172V169H59ZM66 170H67V167H66ZM131 170H132V168H131ZM18 171H19V173H18ZM49 171H51V170H49ZM239 171H240V173H239ZM45 172H47L48 174H46ZM54 172H55V170H54ZM62 172H61L60 175H62ZM166 172H168V170ZM6 173H8V174H6ZM64 173H66L65 170H64ZM203 173H202V175H203ZM171 174L173 175V173H171ZM19 175H21V176H19ZM51 175H52V173H51ZM66 175L63 174L64 177ZM126 175L127 174H125V176ZM128 175H127V177L132 176L129 173H128ZM146 175H148V176L150 175V176L148 177ZM125 176H122V178L125 177ZM117 177H120V176H118V174H117L116 178ZM54 178H56V177H54ZM57 178H58V176H57ZM142 178H144V179H142ZM62 179H63V177H62ZM115 179H114V181H115ZM133 179H131V180H133ZM171 179H169V180L171 181ZM108 180L111 181L112 179L108 178ZM241 180L245 183V185L247 184V191L251 190L250 192H252L253 189L256 188L258 190L257 187H259V190L260 191L262 190L261 193H263L262 194L263 196H261V193L260 194L258 193L259 195H257L258 196L257 197L256 196L257 191L254 190L253 192H256L255 193L256 198L252 199V197H250V196H254V193H252L253 195H250L251 193L249 192V197L251 198L250 199L248 197V194H247L248 192H246L245 189H243V185L244 184H243V182ZM56 182H58V181H56ZM228 182H230L232 185L230 183H228ZM199 183L200 184L202 183V185L205 184L207 186L206 187L205 186H201V185H199ZM115 184H118V185L115 187V186H113ZM139 184H137V185H139ZM219 185H218V188L221 190L222 186L221 185L219 186ZM55 186H57L56 188H59V189L54 188ZM158 186H159V184H158ZM168 186H169V188H167ZM240 186H242V187H240ZM117 187L121 188V189H118ZM174 187H175V185H174ZM129 189H128V191H132L131 189L130 190ZM241 189H243V190L241 191ZM134 190H133V192H135ZM121 191H120V195L122 197L123 194H126V193H125V189H124V191L122 193H121ZM243 191L245 192L244 193L245 195H243ZM136 192L133 193V194H135L137 196ZM164 193H165V196L167 194L168 197H169L168 199H170L168 203L166 202L168 199L167 200L166 199H164V200L162 199L163 198L162 195ZM240 195L242 197H240ZM246 195H247V197H246ZM237 196H239V197H237ZM259 196H261V197H259ZM77 198H76V200H77ZM101 198L98 197L97 200L101 199ZM86 199H85V201L89 202ZM118 199H117V201L120 200L119 202H124L121 199H119V200ZM123 199L125 200L126 197H124ZM160 199L162 201H160ZM72 200H73V198H72ZM102 200H98V201L100 202ZM98 201H96L97 204H95V203L94 204L98 205ZM105 201H104V203H102V202H100V203L104 204V205L107 204V207L106 206L105 207L108 209V207H109L108 205H111L113 202L112 203L110 202L111 203L110 204V203H108L106 201V204H105ZM115 201L116 200H114L113 204H115L116 207H122L123 211L125 213L127 211V210L125 211V209H127V208L123 207V205L125 203L124 204L122 203V206H117L118 204L116 205ZM158 201H160V202L157 203ZM86 202H84V200H83L82 204L84 206L85 205L87 206L88 203L85 204ZM119 204H121V203H119ZM152 204L155 207H152L153 206ZM104 205H101V207L103 206V208H104ZM74 207H76V206H74ZM116 207L113 208L114 211L116 210L114 212V215L119 210H122V208H120L117 211V209H115ZM230 207L231 208L235 207V208L231 209ZM67 208H71V209L66 210V212H65V210H63V209H67ZM97 208H98V206H97ZM14 209L16 210V213H15ZM58 209H60L61 212L63 210V212L61 213ZM107 209H105V211ZM135 209H136V211H134ZM12 210L14 211L15 214H17V217L19 218V219H17V221H19V223L18 222L15 223V220L12 218V216L14 217V215H15L13 213L14 215H11V219L13 220L14 224H13V222H12V224H7L6 221H5L7 218L4 220L3 216H5V215L7 216L10 212L12 213L13 212ZM56 210H57V212H56ZM164 210H166V211H164ZM230 210L231 211L232 210L233 211L236 210V211L235 212H231ZM58 211L60 213H58ZM80 211H82V210H80ZM85 211H82L83 215L86 214V213L85 214L83 213ZM121 212L122 211H120V213ZM52 213H54L56 215L54 216ZM66 213H67V216H66ZM125 214H127V213H125ZM135 214H136V218H137L138 214L137 213H135ZM8 216L10 217V215H8ZM118 216L120 217V215H118ZM91 217H94V218H92L93 220H90ZM116 217H117V215H116ZM122 217L124 218L123 215H122ZM76 218H77V220H78V222L80 224L79 225L76 224L75 228H78L82 232H80L81 234L78 235L77 234L78 230L75 229V231L77 230L76 234L78 236H80V237L82 236V239L81 238L80 239L83 241V243L86 241V243L84 244V249H83V247H80L81 245H78V244L76 246L74 245V247H71L70 240H69V243H67L68 239L66 240L62 236V234L64 235V232H62L61 229H60V231L57 230L58 228L55 227V225H57L59 228L60 227L65 228L66 227V229H67L69 226L71 227L72 224H74L73 222L77 221ZM128 218H129V216H128ZM8 220H10V219H8ZM47 221H50V223L52 222L53 224L55 222V225H54L55 228L53 227V225H51V226L54 228V232H55V229L57 230V232H60L59 234H61V232H62V234L60 236V239H61V237L63 239H61L59 242H61V241L63 242V240L65 239V244H63V245H62V243H61V245L60 244H55L53 240L52 241H49L51 239L47 240V234H45L47 230L45 228L43 229L44 226H46L48 224L50 225V223L46 224ZM114 221L112 219V223ZM130 222H133V224H131ZM9 223H11V222H9ZM100 225H102L103 227L100 226ZM111 225L113 226V224H111ZM72 227L73 228H71V230L68 229L69 232L72 231V229L74 231V225ZM85 228H84V231H85L84 233H87ZM122 229H123V231H125L127 233L124 238L122 236L124 235L125 232L122 233L121 232ZM43 230L45 231V233H43L42 235H44V234L46 235L45 236L46 240H45V238L40 236V232H42ZM68 230H66V231L64 230L65 233H67ZM87 230H89V229H87ZM93 230L91 229L89 231L94 232ZM146 230H144L145 233H148V232H146ZM51 231H52V229H51ZM75 231H74V233H75ZM118 231L121 232L123 235L121 236V234H119ZM144 231H143V234H145ZM227 231H230V235H229V232H227ZM69 232L67 234H69ZM49 233H51V232L48 231V235H49ZM74 233L72 235L76 236V234H74ZM94 234H92V235L94 236ZM56 235H58V233H56ZM12 236H13V239H12ZM135 236H134V238H135ZM145 236H147V234H145L144 237ZM186 236H190V238H188ZM232 236L235 238V241H233L234 238H231ZM48 237H50V236H48ZM57 237H59V236H57ZM65 237H67V235ZM69 237H72V236L69 235ZM96 237L94 236L93 239L94 238L95 239L94 240L92 239V241H99L98 239H100V238L98 236H96ZM182 237H184V238L186 237L185 238L186 240L184 238H182ZM73 238H75V237H72V239ZM78 238L77 239H73L74 240L73 244L81 242L80 240H78ZM83 238H84V240L85 239H87V240L84 241ZM139 238H140V236H139ZM153 238L152 239L149 238L150 239L149 241H153L152 244L153 243L155 244L156 240L158 241L157 243H159L158 239L155 238V240H153ZM53 239L55 240L56 236ZM133 239L131 237L130 240H132V242L133 241L135 242V240H138V238L134 239V240ZM182 239H184V241H181ZM231 239H232V241H230ZM76 240H78L80 242H75ZM100 240H102V239H100ZM126 240L123 242L125 245H127L129 243L128 241L126 243ZM141 240H143L142 241V244H143L144 243V238L143 239L141 238ZM160 241H162V239H160ZM136 242L138 243L139 241H136ZM57 243H58V241H57ZM66 243H67V245H66ZM131 243H129V245ZM145 243H146V241H145ZM134 244H136V243H134ZM139 244L141 245V242ZM149 244L151 245L150 242H149ZM156 244H155V246H156V249H157V245ZM129 245L127 247H123L120 244V246L123 247V251H128V250H125V249L130 247ZM131 246H133V245H131ZM145 246L146 245L144 244V247ZM149 246H148V248H149ZM151 246H153V245H151ZM117 248L115 250H117ZM131 248L134 251H132L131 249L128 248L129 252H125V253L128 254V253H130V251L135 253L136 252L135 251L136 248H138V250L140 249V247H134L135 249H133V247H131ZM152 248L155 249V247H151V249ZM141 249H143V246H142ZM248 249L249 250L253 249V252H254L253 254H255L254 256H252L253 259L250 256L251 254L250 255L248 254V252L249 253L251 252ZM119 250L122 251V248H120ZM138 250H137V252H139ZM143 251H145V250L143 249ZM151 251H153V250H151ZM245 251L247 252V256L249 255L250 258H247L244 255V254H246V253H244ZM94 252H93V254H94ZM122 252H120L121 255H124L123 257H126L127 255L123 254ZM148 252H150V251H148ZM117 253H119V252H117ZM145 253H147V252H145ZM242 253H244V254L242 255ZM87 254H85V255H87ZM111 254L112 253H109L110 256H108V257H110V259H111ZM114 255H112V256H114ZM121 255H118V256H121ZM130 255L128 256L129 257L128 259L126 258L127 260H129V261L126 260L128 263L130 262V257H131ZM239 255L240 256L242 255V256L240 257ZM73 256H75V257L73 258ZM95 256L97 257V255H95ZM115 256H117V255H115ZM118 256H117V260L118 261H116V259L114 257L113 261L114 262L116 261L115 263H118L119 261H122L123 259H125L123 257H119V259H118ZM132 257H133V255H132ZM132 257H131V263L135 264L134 261L132 262V259L135 256L133 258ZM82 258H83V256H81V260H83ZM101 258H102V256L99 257V255H98V259L101 260ZM120 258H123V259L120 260ZM78 259H77V261H78ZM98 259H96V260H98ZM98 261H96V262L94 261V263H97ZM104 261H103L104 264H106L107 262L109 263L108 259L105 262ZM79 262L81 264L84 261H82V262L79 261ZM114 262H113V264H114ZM145 262H144V264H146ZM90 263L93 264L92 261L89 262L88 264H90ZM110 263H112V262L110 261ZM120 263L123 264V261L120 262ZM137 263H139V261H137ZM140 263H141V261H140ZM82 264H87V261L82 263ZM141 264H143V261H142Z\"/></svg>", "mask_w": 264, "mask_h": 264}, {"label": "rangeland", "instance_id": "rangeland-1", "mask_svg": "<svg viewBox=\"0 0 264 264\" xmlns=\"http://www.w3.org/2000/svg\"><path fill=\"white\" fill-rule=\"evenodd\" d=\"M4 1H6V0H4ZM8 1H11V2H9L11 5H10L7 1H6V3H5V2H3V0H0V53L2 52V53L0 54V56H1V55H6V53L9 52V51L7 50V48H6L5 53H3V52H4L3 49H5L4 47H6L5 45H6L7 43H10V40L8 41L7 38H9V37L11 38V37H13V35H14V37H15V34H13V33H16V32L18 33L17 30H19L20 28L22 29V27H23L22 25H20V22H21L22 20L18 21V19H17V21H16V17H17L18 15L15 16V14L17 13V11H20V10L23 9V11L18 12V13L20 14V18H19V19H22V18L26 19V18L28 17V15H30V14H31L30 17H34V18L36 17V18H38V20H40V21H39V22H40L39 24H41V25H40V27H41L40 29H43L44 31H45V29H49L48 27H50V29H52V28H53V25L55 24V21H54V20L57 18V16H60V17H61L60 14L57 15V14L59 13V11L57 10V11H58V13H57L56 9L54 8V6L57 5L58 0H45V2H44V0H36V2L38 1V2L36 3V5L39 3V1H41L40 4H38V6H40V7H37V6L35 5V0H34V4H33V0H31V1H30V0H8ZM26 1H28V3H29V2H32V3H30V4L27 5V4H25V3H27ZM51 1H52V2H51ZM59 1H60V0H59ZM128 1L131 2V0H128ZM128 1H127V0H119V1H118V2H120V3L118 4V5H119V6H118V13H119L120 11H121V12L123 11L122 13H121V12L119 13V14H121L122 16H126V14L129 13L128 11H127V13L125 12V11H126L125 9H127V7H130V8L132 7L131 9H132L133 11H132L131 9L129 10V11H132V13L130 12L131 15L133 14V12H134V14H135V10H134V9H136V11H137V13H138V12L140 11L141 6H142V8H143V5L141 4V1H140V0H139V2H135V1H134V3H136V4H139V3H140L141 6H140V5L137 6V5L134 4L136 7H139V6H140V8H136V7L132 6V5H131L132 2L130 3L131 6H128V4H126V3H128ZM137 1H138V0H137ZM187 1H188V4H187V2H186L184 7H187V6L190 7V4H191L190 1H191V0H187ZM192 1H194V2H192V4L194 5L195 2L198 1V0H196V1H195V0H192ZM199 1L201 2L202 0H199ZM199 1H198V2H199ZM204 1H205V2H208L209 4H210V1L212 2V0H203L202 2H204ZM213 1H214V0H213ZM237 1H239V0H235V2H233L232 0H231V1L229 0V1H228V2H230L231 6H232L235 10H236V8H235L236 5H237V8H239L238 5H240V9H237L238 11L236 10L237 12H239V13L243 12V11L245 10L244 7H243V5L245 6V4L248 2L249 5H250V6L248 5V7H249L250 9H247V10H248L249 13L251 12V13H250V16H251V14H252V11H254V12H253V14H254L253 17L256 15V13L258 14V12H259V14L256 15V16H259V15L261 16L260 12H261V9H262V8H258V7H259V6H260V7L262 6V7L264 8V4H263V3H264V0H258V1H257V0H250V1H252V4H256V5H255L256 8H257L258 10H260V11L257 10L258 12L256 11V8L252 9V8L255 7V6H254V5H251V2H250L249 0H245L246 3H243V4H241V3L239 4V3H237ZM245 1H243V2H245ZM254 1L257 2V3H255ZM259 1H260V2H259ZM13 2H14V3H13ZM198 2H196L195 5H197V7L199 6V7H198V9L200 8L199 10H201L203 7L205 8V7H208V6H209L208 3H203V6H202V4H199L200 2H199V3H198ZM231 2L234 3V4L236 3V4L234 5V4H232ZM240 2H241V1H240ZM12 3H13V5H14V7H11V6H13ZM54 3H55V5H54ZM124 3H125V4H124ZM212 3H213V2H212ZM212 3H211V4H212ZM259 3H261V4H259ZM4 4H6V5L8 4L12 9H10V11H9L8 9H6V7H8V6H5ZM31 4H33V5H31ZM120 4H121V5H120ZM192 4H191V7H192ZM198 4H199V5H198ZM204 4H207V5H204ZM262 4H263V5H262ZM23 5H24V6H25V5L28 6L30 9L28 8V11H27V10H26L27 7L25 8ZM29 5H31V6H36V7H34L33 9H31V7H30ZM120 6H121V7H120ZM234 6H235V7H234ZM241 6H242V7H241ZM252 6H253V7H252ZM19 7H20V8H19ZM48 7H49V8H48ZM133 7H134V8H133ZM188 7H187V9H189ZM1 8H2V9H1ZM8 8H9V7H8ZM13 8H15V9H13ZM38 8H40V9L38 10ZM56 8H57V6H56ZM119 8H121V9H119ZM142 8H141V9H142ZM194 8H196V7L194 6ZM233 8H232V9H233ZM241 8H242V9H241ZM18 9H20V10H18ZM123 9H124V10H123ZM128 9H129V8H128ZM128 9H127V10H128ZM138 9H139V10H138ZM185 9H186V8H185ZM185 9L183 8L182 10H183L184 12H186ZM187 9H186V10H187ZM234 9H233V10H234ZM251 9H252V11H250ZM11 10H12V11H11ZM25 10H26V11H25ZM30 10H31V12L28 13ZM53 10H54V11H53ZM189 10H191V8H190ZM196 10H197V8H196L195 10L192 9V10L190 11V12H191V14H190L191 16H190V15H184L185 13H184L183 11H182V12H183L184 14L182 13L183 15H181V16L179 15L180 17H183V18H181V19H182L183 24H184V25H181V24L179 23V25H180L181 27H183V28H185V26H186V27L189 29V30L187 29V31H186V28H185V30L181 29V31L184 32V34L187 32V35H186V37L188 36L187 38L185 37V35L183 36V35L181 34L182 32H180V30H179L180 27H179V29H178V22H181V23H182L181 19H179V20L177 19L178 22H177V21H175V22H171V23H176L177 27L175 26V24H171V23H169V24H171V26L174 25L175 28H174V27H171V26L169 25L170 28H172L173 30L170 29L169 32H171V33L168 32V34H167L168 36H167V35H166V36H167V38L169 39L170 44H171V40H170V39H172V42H174L175 45L177 44V46H175V47H174V44H171V45L176 49V50H175V49L172 48V46H171V48H172L171 50H172V51L174 50V51H176V52L178 51V52H179V55H181L182 58H183V57L185 58V60H184V58H183V59H182V58L179 59L180 62H181L180 65H181L182 67H183V64H185L186 68H188V67H191V68L194 67V68H192V70L194 69L193 71H195L196 69L199 71L200 68H201L200 66H203V64H205V66H206V65H207V62H208L209 66H210L211 68L213 67V65H214V68H217V67H219V66L215 67L216 62H215V64H213L214 61H216V60H214V59H216V58L212 59V58H213L212 56L215 54V53L212 54L213 52H215V51H213V46H212V45L214 44L213 42L215 41V40H214L215 37H214L213 35L216 33V31H215V32H214V31H212V32L210 31L211 33L214 32V34H211V36L214 37L213 40H212L213 42H212L211 40H210L211 43L208 42L207 39L210 38V35H208L209 37H207V34L205 35L206 32H203V37L206 38V41H204L205 38L202 39V41H201L202 33H200V31H201L200 26H201V28H202L204 24H208V20H209V19H207V16L202 15V16H204V17H202V18H203L204 20L207 19V21L205 20L206 23H204V21H203V19H202V20H200L201 23H202V24H201L200 21H199V19H201V15H200V18H198L199 15H197V14H201V13H202V12H201L202 10H201V11L198 10L199 12L196 13L197 18L195 17V14H194V16L192 15V13H195ZM235 10H234V12H235V13H234V14H235V15H234L235 18H237V17L239 18L240 15H241V17H242V18L238 19V21L240 22V26H242L241 23L243 22V20H242V22H241V19H243V16H244V15L237 13V14H238V16H237ZM241 10H243V11H241ZM262 10H263V9H262ZM24 11H25V12H24ZM35 11H36V12H35ZM55 11H56V12H55ZM142 11H143V9L141 10V12H142ZM240 11H241V12H240ZM255 11H256V13H255ZM10 12H11V13H10ZM15 12H16V13H15ZM23 12H24L25 14H24ZM39 12H40V14L44 13V16H43V17H45V19H44V25H42V23H43V21H42L43 18H42V19L39 18V15H40ZM124 12H125V14H124ZM196 12H197V11H196ZM200 12H201V13H200ZM18 13H17V14H18ZM33 13H36L38 16H33ZM55 13H57V14H55ZM137 13H136V14H137ZM139 13H140V12H139ZM142 13H143V12H142ZM142 13H141V14H142ZM187 13H189L188 10H187ZM187 13H186V14H187ZM243 13H244V12H243ZM26 14H27V15H26ZM36 14H35V15H36ZM178 14H179V12H178ZM180 14H181V12H180ZM22 15H26V17H24V16H22ZM42 15H43V14H42ZM42 15H41L40 17H42ZM248 15H249V14H248ZM1 16H2V17H1ZM14 16H15V19H14ZM21 16H22V18H21ZM179 16L177 15V18H178ZM250 16H249V17H250ZM30 17H28V18H30ZM60 17L57 18L58 20H56V22H58V21L60 20V19H59ZM180 17H179V18H180ZM247 17H248V16H247ZM247 17H245V18H247ZM249 17H248V18H249ZM49 18H50V19H49ZM208 18H209V17H208ZM245 18H244V20H246ZM248 18H247V19H248ZM250 18H251V17H250ZM250 18H249L248 21H249V22H252V21L254 22V20H256L258 17H257V18H256V17H255V18H252V19H253V20L251 19L252 21L250 20ZM261 18H262V16H261ZM24 19H23V20H24ZM61 19H62V18H61ZM258 19L261 20L260 18H258ZM258 19L256 20L257 22L259 21ZM14 20H15V21H14ZM45 20H47L46 22H48V23H46ZM51 20H52V21H51ZM2 21H3L4 23H3ZM256 21H255V22H256ZM22 22H23V21H22ZM22 22H21V24L24 25V23H22ZM59 22H60V21H59ZM184 22H185V23H184ZM246 22H247V20L245 21V23H246ZM45 23H46V24H45ZM53 23H54V24H53ZM203 23H204V24H203ZM243 23H244V22H243ZM39 24H38V26H39ZM48 24H50V25H48ZM209 24H210V23H209ZM252 24H254V23H252ZM46 25H48V27H47ZM56 25H57V24H55L54 26L56 27ZM199 25H200V26H199ZM20 26H21V27H20ZM42 26H43V27H42ZM163 26H164V25H163ZM166 26H168V23L166 24ZM166 26H165V27H166ZM205 26H206V25H205ZM205 26H204L203 28H205ZM212 26H213L212 23L210 24V26L207 25L205 31L208 32V27L211 28ZM18 27H20V28L18 29ZM46 27H47V28H46ZM51 27H52V28H51ZM55 27H54V28H55ZM6 28H7V29H6ZM34 28H35V29H38V27H37L36 25H34ZM44 28H45V29H44ZM168 28H169V27L164 28L165 30H163V33H164V32H167L166 29H168ZM193 28H194V29H193ZM203 28H202V31H204ZM198 30H199V31H198ZM14 31H16V32H14ZM19 31H20V30H19ZM175 31H176V32H175ZM185 31H186V32H185ZM202 31H201V32H202ZM239 32H240V31H239ZM17 33H16V35H17ZM6 34H7V35H6ZM11 34H13V35L11 36ZM18 34H19V33H18ZM169 34H172L173 36L176 35V36H175V41L173 40L174 37L172 38V35L170 36L171 38L169 37ZM179 34L182 35V36H180ZM200 34H201V35H200ZM208 34H209V32H208ZM9 35H10V36H9ZM177 35H178L179 37H178ZM217 35H218V34L216 33L215 36H217ZM223 35H224V34H223ZM240 35H241V34H240ZM5 36H6L7 38H6ZM196 36H197V37H196ZM184 37H185V38H184ZM203 37H202V38H203ZM176 38H177V39H176ZM11 39H12V38H11ZM210 39H212V38H210ZM48 40H49V39H48ZM48 40H44V41H46V42H49V41L51 42V41H52V40H49V41H48ZM181 40H182V41H181ZM185 40H186V41H185ZM199 40H200V41H199ZM6 41H7V42H6ZM203 41H204V42H203ZM4 42H5L6 44H5ZM50 42H49V44H48V43H46V44L43 43L44 45H41L40 47H38L39 50L41 49V50H40L41 52H40V51L38 52V54L40 53V56H41V57L36 53V52H37V49H36V52L34 51V49H35L34 47L31 48L30 51L32 52V54L35 52L36 55H38L39 58H41V59H42V56H43V59H44V58H45V59H48L47 57L49 56V54H50V55L52 54V53H50V52H51L50 50L52 49V51H53V49H54L55 46H56L55 43L51 42V43H52V44H51ZM176 42H177V43H176ZM207 42H208V43H207ZM201 43H203V45H204V43H207V45H208L207 47H209V45L213 43V44L211 45L212 48H209V50L212 49V52H211V50H210V52H209V51L206 52L207 50L205 51V47H204L205 45L203 46ZM193 44H194V45H193ZM53 45H54V46H53ZM185 45H186V46H185ZM187 45H188V46H187ZM196 45H197V46H196ZM8 46H9V45H8ZM8 46H7V47H8ZM46 46H48L49 48H47ZM190 46H191L192 48H190ZM52 47H54V48H52ZM185 47H186V48H185ZM188 47H189V48H188ZM36 48H37V47H36ZM46 48H47V49H46ZM203 48H204V50H202ZM1 49H2V50H1ZM8 49H10V47H8ZM24 49H26V48H23V49H20V50H24ZM180 49H181V50H180ZM186 49H187V50H186ZM26 50H27V49H26ZM45 50H46V51H45ZM179 50H180V51H179ZM201 50H202V51H201ZM10 51H11V50H10ZM28 51H29V50H27V51H25V52H28ZM33 51H34V52H33ZM47 51H48V52H47ZM49 51H50V52H49ZM182 51H183V52H182ZM203 51H204L206 54L202 53ZM16 52L20 53L21 51L19 52V50H17ZM22 52H24V51H22ZM25 52H24V53H25ZM169 52H170V51H169ZM35 53H34V55H35ZM53 53H54V51H53ZM180 53H181V54H180ZM216 53H217V52H216ZM218 53H219V52H218ZM220 53H221V52H220ZM220 53H219V54H220ZM20 54H22V53H20ZM170 54H172V56L169 57V60H174L176 57H173V56H176V54L178 55V53H170ZM182 54H184V55L182 56ZM219 54H217V55H219ZM34 55L31 56V57H33V60H31V58H30L29 60H31V61H36V62H34V63H33V62H30V63L27 62V63H26V62H25V59H24V60L22 59V60L24 61V63H23V61H20V62H22L23 64H22V63H19V62L16 63V64H15V63L12 64V67H14V68L16 67V68H17V69H15V70H14V68L11 67V64H10V65H6L7 67L9 66V68H8L7 70H6L5 67H4L5 65L3 66L2 63H1L2 65L0 64V65L2 66V68L4 67V68H3L4 70H2V71H3V72L6 71V74L8 75V76L6 75V76H7V79H6V80H7L8 82L4 79V81H6V82H4V83H6V85L10 86L9 89H8V87L6 86V88H7L8 90H7L6 88L4 89V88L1 87V88L3 89V91H2L1 88H0V91L3 92V93H2L3 95H1V93H0V97H1L0 100L3 101V102H2V105L7 104L8 106H10L8 103L11 102L10 100H12V99H13V100L17 99L18 101H20V100H22V97H23V99L25 100V99H26V98H25V95H27V91L30 90V87H29V89H27V91H25L26 88H28V87L23 88V90H22V89H17L18 86H19V87H22V86H20V85L22 84V82L24 81V79H25L28 75H30V72H33V73H31V74L38 73L37 71L41 70L42 67H44V63H47V61H50L49 59L46 60V61L43 60V61H44V62H42L43 65H42V63H41L42 66H40L39 63H37L38 60H40V59L37 58L38 56H34ZM47 55H48V56H47ZM55 55H57V54H55ZM55 55L53 54V56L51 55V56H49V58L51 57V59H53V58L55 57ZM208 55H210V56L212 55L211 58H210ZM222 55H223V54H222ZM164 56H166V55H164ZM167 56H170V55L168 54V52H167ZM207 56H208V57H207ZM220 56H221V55H220ZM34 57H36V58H34ZM225 57H226V59H225V60L222 59V60H224V62H225V61L227 62V61H228V60H227V59H228V58H227V55H226ZM225 57H224V58H225ZM1 58H3V57H1ZM24 58H25V57H24ZM166 58H167V57H166ZM173 58H174V59H173ZM178 58H179V57H178ZM178 58H176V59H178ZM207 58H208V59H207ZM219 58H222V56L219 57ZM55 59H57V57H55L54 60H55ZM163 59H164V61H166V62L168 63V58H167V60H165V57H163ZM176 59H175L174 61H176ZM181 60H183V62H182ZM186 60H187V61H186ZM213 60H214V61H213ZM0 61H1V59H0ZM26 61H28V59H26ZM39 62H41V60H40ZM169 62H172L174 65H177L176 63H179L178 60H177L176 62H173V61H169ZM184 62H189V63H184ZM200 62H201V63H200ZM202 62H203V63H202ZM212 62H213V63H212ZM28 63H29V64H28ZM31 63H32L33 65H31ZM102 63L104 64V62H102ZM102 63L98 65L100 68H103L105 65H107V64H104V65H103ZM211 63H212V66L210 65ZM17 64H18V65H17ZM20 64H21V65H20ZM88 64H89V63H88ZM88 64L86 65L85 63H83V64L80 63L79 66L83 67V65H86V67H85V66L83 67V68L85 69V68H87L88 66H91V63H90V65H88ZM188 64H189L190 66H189ZM191 64H192V65H191ZM201 64H202V65H201ZM14 65H15V66H14ZM16 65H17V66H16ZM22 65H24L25 67H23ZM29 65H30V66H29ZM46 65H48V63L45 64V66H46ZM100 65H102V66H100ZM174 65H173V66H174ZM178 65H179V64H178ZM180 65H179V67H180V69H181L182 67H181ZM197 65H198V67H200V68H197ZM18 66H19V67H18ZM20 66H21V68H20ZM76 66H77V65H75L74 67L76 68ZM79 66H77L78 68H76V69H81V67L79 68ZM92 66H93V65H92ZM107 66H108V65H107ZM107 66H105L104 68L107 69V68H106ZM173 66H171V67L174 69L175 66H174V67H173ZM205 66H203V67L201 68V70H202V69L204 70V68H205L204 73L202 72L203 70H202V71H199V72L203 73V74H201V73H199V74L204 76V77H203V76H200L201 79H202V77H203V78H206L207 76L205 77V75H206L205 73H207L208 75L210 74V75L213 77V78H212V77L208 76V77H209L208 79L211 80V82H212V81L215 82V80H216V78H217V80H216L217 82H216V83H213V82L211 83V85H214V84H215L214 87L216 86L217 83L220 82V79L218 80V78H221V80H223V82H227L226 79L223 78V77H225V75H222V74H221V73H223V74H226V75H227V72H228V71H227V72H224V71H226V69L223 71V70L219 67L220 70H221L222 72L219 70V68L217 69V70H218L217 72H220V74L223 76V77H219L220 74L217 75V73H216V74H215V73H212V71H213L214 68H212V69L210 70V68H209L208 66H206V67H205ZM10 67H11V68H10ZM22 67H23V69H22ZM0 68H1V67H0ZM2 68H1V69H2ZM26 68H28L30 71L25 70ZM30 68H31V69H30ZM83 68H82V69H83ZM88 68H90V67H88ZM104 68L102 69L103 71H105ZM172 68H170V67L168 68V69H169V73L172 72V70H173ZM191 68H190V69H187V70L190 71ZM1 69H0V72H1V73H0V76H1L2 73H3V72L1 71ZM9 69H10L11 71H9ZM82 69H81L80 71H82ZM91 69H92V67H91ZM93 69H97V68L93 66ZM168 69H167V71L164 72L165 75H163L164 73H162V72H161V73H162L161 75H163V76H168ZM171 69H172V70H171ZM181 70H183V68H182ZM184 70H185V67H184ZM7 71H9V72H7ZM13 71H14V72H13ZM15 71H16V72H15ZM21 71H22V73H21ZM26 71H27V72H26ZM35 71H36V72H35ZM83 71H84V70H83ZM106 71H111V70H110V68L108 67V69H107ZM112 71H113V70H112ZM112 71H111V72H112ZM198 71H197V72H198ZM23 72H24V74H28V73H29V74L25 76V75L23 74ZM25 72H26V73H25ZM34 72H35V73H34ZM39 72H40V71H39ZM111 72L109 73V76H108V74H106V77H108V78L106 79V81H105V82H108L107 85H108V84L110 85V83H111V82L109 83V80H108V79H111V77H112V79L115 78V77H113V76H115V75L117 74V73L114 71L113 74H112V76H111V75H110ZM195 72H196V71H195ZM197 72H196V73H197ZM214 72H216V70H215ZM11 73H12L13 75H11ZM106 73H108V72H106ZM229 73H230L231 75L228 74L227 76L230 75V77H231V76L233 75V73H231L230 70H229ZM4 74H5V72H4ZM4 74H3V76H4ZM20 74H23L24 76H23V75H20ZM130 74H131V76H130ZM132 74H133L132 72H131V73H128L129 77H132V78L135 80L137 76H134V75H132ZM135 74H137V73H135ZM157 74H160V73H157ZM170 74H172V73H170ZM170 74H169L168 78H166V79L163 78V77H162L163 79L161 78V80H162V81L160 80V84L162 85L161 88H163V86H164L165 84L170 83V80H171L170 78H171V76H172V75H170ZM197 74H198V73H197ZM214 74H215L216 76H218V77H215V78H214V76H215ZM126 75H127V74H126ZM126 75L123 76L124 78H121V79H123V81L119 80V83H118V84H120V83L123 84L122 82L126 81L127 78H128V81L130 82V85H131V83H133V82L136 83V80L138 81V79L140 78V77H139V76H140L139 73L137 74L139 78H137L135 81H132L133 79H132V80H129V79H131V78L126 77ZM161 75H160V76H161ZM213 75H214V76H213ZM221 75H220V76H221ZM21 76H23V77H25V78L23 79ZM110 76H111V77H110ZM116 76H118V74H117ZM133 76H134V77H133ZM141 76H142V75H141ZM8 77H10V79H8ZM125 77H126V78H125ZM155 77H157V78H155ZM169 77H170V78H169ZM20 78H21V79H20ZM142 78H143V77H142ZM154 78H155L156 80H157V79L159 80L158 76H157V75L155 76V74H154ZM172 78H173V79L175 78V80L177 79L175 76L172 77ZM210 78H211V79H210ZM222 78H223V79H222ZM22 79H23V80H22ZM112 79H111V80H112ZM124 79H125V80H124ZM140 79H141V78H140ZM140 79H139V80H140ZM167 79H170L169 82H167V81H168ZM173 79H172V80H173ZM213 79H214V80H213ZM0 80H2V77L0 78ZM9 80H10V81H9ZM21 80H22V81H21ZM26 80H27V79H26ZM107 80H108V81H107ZM111 80H110V81H111ZM163 80H164V83L166 82L165 84H164V83H163V84L161 83V82H163ZM177 80H179V79H177ZM204 80H205V79H204ZM206 80H207V78H206ZM224 80H225V81H224ZM76 81H77V80H76ZM76 81H73V83L70 81L71 85L69 86V84H68V85L65 84L64 86L67 87V88H65V87H64V88L67 90L68 88H70V87L73 88V87L75 86L73 89H75V90H76V89H79V90H80L82 84H84L85 81H84V83H82V81H81V84H80V82L78 83V81H77V82H76ZM120 81H121V82H120ZM131 81H132V82H131ZM141 81H142V79H141ZM141 81H140V82H141ZM179 81H181V80H179ZM207 81H208V80H207ZM218 81H219V82H218ZM2 82H3V81L0 82V83H1L0 85H1V86L3 85V87H5V86H4V83H2ZM176 82L178 83V81H176ZM176 82H175V81H174V82L171 81V83H170L171 85H169V86H172V87H171V88H167L168 90H165L166 87H169L168 84H167V85H165L166 87H165L164 90L161 89V88H158V90H155L156 92L153 91V93L155 92L154 95L151 93V94L154 96L153 98L158 97V99L155 98V100L157 99V103H158V104H159V102L161 101V100H160V101L158 102L159 98L162 99V101L165 100V98L163 99V97H165V95H166V101L168 100V102L172 101V100H170L172 97H173V99H175V98L177 99V98H179V97L181 98V100H179L180 98L178 99L179 101L177 100L178 102H177L176 100H174V101H176V102H170V104H169L168 102H166V103H164V104L162 105V107H163L164 105H166V107H168L167 104H169V108H168V109H166V108H161V107H160L161 105H158L159 110L161 109L160 111H162L163 109L166 110V111L164 110V111L166 112V113L164 112V114L161 112V113L163 114V116H164V115H167V114L171 116L172 112H170V105H171L172 103H173V106H174L175 104L178 105L177 103H179V104H180L181 102L184 103L185 108H186V109H185L186 111H188L187 109H190V108L187 107L186 103L189 104V102H190L191 104H193V102H191L192 100H193L194 103H195V100L193 99L194 97L191 98V97H192L191 95H193V94H192V93H193L192 91H194V89H195L196 86L191 85V84L189 83V84H190V87L192 86V87L190 88V87L188 86L189 84L186 82V83L188 84V85H187L184 81H182L181 83H178V85L176 86V85H175ZM221 82H222V81H221ZM223 82H222V83H223ZM230 82H231V81H230ZM7 83H8V84H7ZM19 83H20V84H19ZM74 83H75V84H74ZM77 83L79 84V86H78ZM86 83H87V81H86ZM135 83H133V86L131 85V86H132V89H133L134 85H136ZM137 83H138V82H137ZM182 83H185V84H183V85L181 86ZM222 83H221V85H222ZM12 84H13V85H12ZM72 84H74V86H72ZM118 84H117L116 87H118V89H121V88H122V85H121V86L119 85V86H120V88H119ZM125 84H126V86H128V87H126V88H128V89H127L126 91L124 90L125 92H123V89L125 88V87H124ZM179 84H180V85H179ZM225 84H226V85H225ZM229 84H230L229 82H228V84H227V83H223L222 87L220 86V88H219V86H218V85H220V83L217 84V87H216V88H219L217 91L222 92V90H220V89H221V88H224V87L226 88L227 91L230 90V88H229V86H228ZM231 84H233V81L231 82ZM85 85H86V84H85ZM85 85H83L84 88H85ZM107 85H106L105 87H102V88H104V91H103V92H102L103 89H102V90H97V91H96V92L100 91V92L102 93L103 97H102V95H101L100 92H99V94H98V93H97V94L95 93V90H96V89H95V90L93 89V90H94V93H93V91H92L91 89L88 90V87L86 86L87 88H85V89H81L82 92H81V91L79 92L78 90H77L76 92H74V91L71 90V92L74 94V97H73L72 94H71L72 97L69 95V94L71 93V92H70V93L67 95L68 98H69V97H70V98L68 99V98L66 97V95H65V97H66L65 100H66V101L64 102V99H61V96H60V95H63L65 92H64V93L61 92V91L59 92L58 90L55 91L56 89L54 90V89H51V88H50V89H48L49 92H50V94H49L48 91H47L48 93H45V94H48V97H50V96L52 97V96H54V95H56L55 97H58L57 94H58V92H59V94H58V95H59V98H54V97L51 98V99L54 98L53 102H55L56 105H55V104L53 105L52 100H51V102H50V104L52 103V105H47L48 103L45 104V103H46L45 101H47L46 97H45L46 100H45L44 102H43V99H42V102L40 101V102H41L42 104H44L45 106H48L49 108H48V107H47V108H48L49 110L51 109V111H52V110L55 109L54 111L57 112V115H59V116L56 115V116H57V117H56V116H55L56 113L53 114L54 111L51 113V111H48V109L46 110L47 114H48V112H49L50 116L53 117V118L50 117V120H51L53 126L51 125V122H50V121L48 122V123L51 125V128H53L52 131L55 132V127L57 126V129H59L58 131L60 132V133H58V131H57V132H55L56 134H55L54 132H53L52 134H49V133H51V131H50L49 133L47 132L48 135H50V138H51V139H50V140H51L50 142H51V143H52V142L54 143V141L59 140V141H57V144H61V145H62V141H63V140L61 141V139H65V138L67 139V138H68L69 141H70V139H71V140L74 139L73 142L75 141V142H74L75 144L71 142L72 144L70 143V144H71V145H70L69 143H65L66 141L64 140V141H65V142H63L64 148H62V154L60 155L59 159L57 158V161H56V160H53V159L55 158V156L53 155V157L49 156L50 159L53 158V159H51V161H50L49 157H48V159L43 157V159H47V160H45L46 162L43 163L44 160H43V161L39 160V162H37L38 164H39V163H40V164H43V165H42V166H43V170H42L43 172H44V169H45V170L47 169V170H46L47 172H51V173H52V175H51V173H49V175H50L51 177H52V176L56 177V178H54V177H52V178L55 180V181H54V184L58 183V185H57V184H56V185H57V186L60 185L59 188L62 186L61 183L63 182V181H61V182L59 181L60 178H61V180H64V181H65V180L67 181L68 179L70 180L71 178H68L66 174H68L69 177H71V176H73V177H77L78 173H77V175L72 174V173H74V171H75V172H79V171H80V170H79L80 165L83 167V165L85 166L86 162H87V164H88V162H89L88 160L86 161L85 158H87V157L89 156L88 153L91 152L92 148L89 147V148H87V150L89 149V151H88V152H87V151L84 152V149H85L86 147H88V146L85 147V145H86L85 143L88 142V145L92 147V145L95 144L96 140H94V141L92 142L93 144H91V141H92V138H93V137H92L91 139H90V138L88 139V140H91L90 142H89L88 140L86 141L87 137H86V135H85V136H83V135H84V133H88V131H87V132H85V131H86L87 129L90 130V129L92 128V126H93V127L96 126L97 123H98V125H99V122H100L99 119H100V118H104V119H101V120H105V121H102V122H101V124H102L101 126L106 125V126H104L105 129H104V127H103V129H104L105 131L107 130V131H106L107 133H105V135L107 136V134L109 133V131H108V129H106V128H108L107 125H108L111 121L113 122L112 117H114V116H118V118H119V123H120L121 121H123L122 119H120L121 116L119 117V115L121 114V113H120V111H121V106H123V105H121V104L124 103V105L126 106L127 103H125V101H124V102H121V101H123V99H124V100L126 99V101H128L127 98H129V100H131V99H130V96H132V94H134V93H131V92H133V91L131 90V86H129V83H127V81H126V83L124 82V84H123V87H124V88H122V90H119L120 92H118V90L115 89V87L113 88V86H115V85H113L112 87H110L112 84H111L110 86L108 85L109 88H113V90H114V89L116 90V91H115L116 95H115V93L112 92L113 90L110 89L111 92L109 91V88H107ZM174 85H175V86H174ZM185 85H186L187 87H186ZM52 86H53V85H52ZM52 86H51V87H52ZM68 86H69V87H68ZM76 86L79 87V88H77ZM183 86H184V87H183ZM231 86H232V85H230V87H231ZM11 87L14 89V93H15V94H16V93L18 94L17 97H15L16 95H15L13 92H11V91H12V90H11V89H12ZM37 87H38V88H37ZM37 87H36V88H37L38 91H39V92L37 91V93H40V90H39V89H41V93H42L43 89H42L41 87L39 88V86H37ZM129 87H130V88H129ZM177 87H178V88H177ZM181 87H182V88H181ZM185 87H186V88H185ZM227 87H228V88H227ZM54 88H55V87H54ZM72 88H71V89H72ZM82 88H83V87H82ZM106 88H107L108 90H107ZM134 88H135V87H134ZM183 88H184V91H183ZM188 88H189V92H190V98H191V100H190L189 97L187 98V96H186V95L189 94L188 90H186V89H188ZM193 88H194V89H193ZM225 88H224V89H225ZM15 89H17V90L15 91ZM24 89H25V90H24ZM86 89H87V91H86ZM105 89H106V90H105ZM135 89H136V88H135ZM135 89H133L134 92H135ZM169 89H170V90H169ZM172 89H173V91H172ZM180 89H182V90L180 91ZM190 89H191V91H190ZM212 89H213V87H212ZM224 89H223V90H224ZM6 90H7V92L9 91L8 94L5 92ZM21 90L23 91V93H20ZM35 90H36V89H35ZM84 90H85V92L83 93ZM129 90H131V91H129ZM160 90H161V92L159 93ZM162 90H163V91H162ZM178 90H179V92H178ZM214 90H215V93H217V94L219 93V92H216V89H214ZM226 90H224V92H227ZM51 91H52V92L54 91V92L52 93ZM88 91H89V92H88ZM105 91H106V92H105ZM127 91H128V92H127ZM164 91H166V92H164ZM185 91H186L187 94L185 93ZM25 92H26V94H25ZM30 92L32 93V90L28 92L29 95L26 96L27 98L30 97V95H31ZM55 92H56L57 94H56ZM104 92H105V95H104ZM117 92H118V94H117ZM129 92H130V94H129ZM157 92H158V93H157ZM167 92H168V93H167ZM181 92L184 93L185 96H184ZM213 92H214V91H213ZM224 92H222V93H224ZM10 93H11V94L13 93V95H11ZM43 93H44V92H43ZM51 93H52V94H51ZM76 93H78V94H76ZM82 93H83V94H86V95L83 96ZM88 93H89V94H90V93L92 94L91 98L95 96L94 94H96V95H98V96H101V98H100L101 100H102V98H103L104 101L106 100V103H105L103 100H102V101L99 100V98L96 96L97 99H98V101H99V102L101 101V103H99V104L96 103V104H98V106H99V105H102V104H103V105L106 104V106H109L110 109L108 110V108L105 107V105H104L105 110L107 109V110H108V113L110 112V110L113 111V109H114V110H115V113L110 112V113H112V115H114V116H110L111 114H110V115H109V114H106V111H104V113H103V110H102L103 107L99 108V111L97 110L98 106L95 107V106H96V105H95V106L91 107V105L95 104V103H94L95 101L97 102V99L92 98V100H93V102H92V100H91V98H90V95H88V98H87V94H88ZM109 93H110V94H109ZM156 93H157V95H156ZM170 93H171V95H173V96L169 95ZM177 93H179V95H178ZM222 93H219V94H222ZM9 94H10V96H12V97H9ZM22 94H24V96H21V98H20V95H22ZM75 94L78 95V96H76ZM111 94H112V95H111ZM137 94H138V92L136 91L134 95H137ZM142 94H145V93H142ZM142 94H141V95H142ZM151 94H148V95L152 96ZM159 94H160V95H159ZM161 94H163V95H161ZM176 94H177V95H176ZM180 94H181V96H180ZM14 95H15V96H14ZM106 95H109V96H106ZM118 95H119V96H118ZM122 95H124V96H122ZM129 95H130V96H129ZM134 95L132 96L133 99L136 97V96H134ZM4 96H8L7 98H5L6 101H7V103H6L5 100H3V99H4ZM46 96H47V95H46ZM105 96L107 97V99L104 98ZM128 96H129V97H128ZM137 96H138V95H137ZM142 96H143V95H142ZM162 96H163V97H162ZM168 96H170V97H168ZM188 96H189V95H188ZM193 96H194V95H193ZM2 97H3V98H2ZM48 97H47V98H48ZM63 97H64V95H63ZM96 97H95V98H96ZM124 97H126V98H124ZM144 97H146V96H144ZM167 97H168V98H167ZM174 97H175V98H174ZM182 97H185V98H186V99L184 98L185 101H184V99H182ZM19 98H20V100H19ZM89 99H90V100H89ZM187 99H188V101H189V100H190V101L188 102ZM13 100H12L11 103L14 102L13 104H16L15 102H16L17 100H15V101H13ZM49 100H50V98H49ZM120 100H121V101H120ZM153 100H154V99H153ZM182 100H183V101H182ZM1 101H0V103H1ZM18 101H17V103H18ZM69 101H70V102H69ZM87 101H88V102H87ZM107 101H109V102H107ZM180 101H181V102H180ZM198 101H199V100H198ZM48 102H49V101H48ZM68 102H69V103H68ZM102 102H103V103H102ZM120 102H121V103H120ZM163 102H164V101H163ZM163 102H162V103H163ZM196 102H197V100H196ZM80 103H81V104H80ZM109 103H111V104H109ZM155 103H156V101H155ZM160 103H161V102H160ZM13 104H12V105H13ZM38 104H40V103H38ZM107 104H109V105H107ZM116 104H119V106H120V109L118 108L120 111H118V112H116V111H117L116 109H117V106H118V105L116 106ZM191 104L189 105L190 107H191ZM2 105L0 106L1 108H2ZM57 105H58L59 107H60V106H61V107L59 108ZM103 105H102V106H103ZM113 105H114V106H113ZM180 105H181V104H180ZM196 105H197V104L195 103V105H194V106H195V107H194V111H196V110L198 109L199 102H198V105H197V109H196ZM45 106H44V108L46 109ZM50 106H51V107H50ZM52 106H53L54 108H52ZM115 106H116V107H115ZM119 106H118V107H119ZM178 106H179V105H178ZM4 107H5V106H4ZM4 107H3V108H4ZM94 107H95L96 110L94 109ZM176 107H177V106H176ZM176 107L174 108V107H172V105H171V111H174V113H175V112H177V111L180 110L179 108L182 109V107H184V106H183V104H182L181 107H180V106L177 107L179 110L175 111V110H176ZM199 107H200V105H199ZM3 108H2V109H3ZM56 108H58L59 110L56 109ZM77 108H78V109H77ZM111 108H113V109H111ZM123 108H124V106L122 107V109H123ZM172 108H173V110H172ZM191 108H192V107H191ZM45 109H42V110L44 111ZM0 110H1V109H0ZM37 110L39 111V108H38ZM40 110H41V109H40ZM94 110H95V111H94ZM100 110H101V111H100ZM168 110H169V112H168ZM182 110H184V109H182ZM185 110H184V111H185ZM3 111H4V110H3ZM3 111H2V114L4 115L3 117H5V118H3V117H1V116H0V117L3 118V119H6V118H7V115H5V114H4L5 112H3ZM38 111H37V112H38ZM93 111H94V113H96V111H98L94 116H96L97 114H99L100 116H99V115H97V116H99L100 118L97 117V116H96L97 118H95L93 115H89V114H93ZM160 111L158 112V116H157L158 119H159V116L161 115V114H160ZM184 111L181 112V110H180L179 115H180L181 113L184 115V113H185ZM191 111H192V109H191ZM194 111H193V112H194ZM0 112H1V111H0ZM39 112H40V111H39ZM39 112H38L37 116H38L39 114L42 113V112H41V113H39ZM46 112L44 111V112L42 113V115H46ZM101 112H102V113H101ZM20 113H21V114H20L21 116L17 114V115H18V119H19V116H20V118H23V119L25 118V122H27L28 120L30 121L31 119H33V118L29 119V118L31 117V115H30V117L28 118L27 114L22 113V112H20ZM33 113H34V112H33ZM116 113H118V114L120 113V114L117 115ZM169 113H171V114H169ZM188 113H190V112L188 111ZM188 113H187V114H188ZM197 113H199V112H197ZM0 114H1V113H0ZM22 114H24V115H23L24 117L22 116ZM52 114H53V115H52ZM102 114H103V115L106 114V115H105L106 118H105ZM159 114H160V115H159ZM175 114H178V113H175ZM175 114H173V116H174ZM182 114L180 115V117H182ZM88 115H89V116H88ZM107 115H109V116H107ZM179 115H176V118H177ZM185 115H186V113H185ZM14 116H16V115H14ZM25 116H27V117H25ZM34 116H35V114H34ZM34 116H33V117H34ZM37 116H35V117H37ZM46 116H47V115H46ZM86 116H87V117H86ZM92 116L94 117V120L97 119L98 121H97V123L95 122L94 125L91 123L90 125H92V126H91V128L89 127V128H90V129H89L88 127H86V125L88 126V125H89L88 123L92 122V120H90L91 118L88 119V122H87V121H83V120H85V118L87 119L88 117H92ZM101 116H103V117H101ZM16 117H17V116H16ZM35 117H34L35 120H36V119L39 120V117H38V118H35ZM44 117H45V116H44ZM47 117H49V116H47ZM47 117H46V118H47ZM93 117H92V119H93ZM164 117H165V116H164ZM180 117H178V118H179V121H178V122H181L182 119H183V118H181V120H180ZM183 117H184V118H187V115H186V117H185V116H183ZM207 117H208V116H207ZM207 117L203 116V118L206 120V122H205V120H204L202 117H200V118H201L202 121H204L205 123H210V118L208 117V120H207V119H206ZM1 118H0V119H1ZM40 118L44 119V121L46 120V118H43V117H40ZM63 118H64V119H63ZM83 118H84V119H83ZM98 118H99V119H98ZM118 118H117V117H114V119H115V120L117 119V121H114V123H111V125H109V126H112V124H113L114 127H115V126L117 127L116 124L118 123ZM165 118H166V117H165ZM167 118H169V119L171 118V119H172V118H175V117H172V116L169 117V116H167ZM176 118H175V120H172V121H176ZM14 119H16V118H14ZM23 119L18 120V121H19V122H20V121H21V122H22V121L24 122ZM26 119H28V120H26ZM57 119H58V121H56ZM111 119H112V120H111ZM171 119H170V121H171ZM37 120H36V121H37ZM67 120H71V121H68V122H72L71 124L69 123V126L71 125L70 128H69V127H66L67 124H68V123L66 122ZM89 120H90V121H89ZM106 120H107V122L109 121L108 124L103 123V122H106ZM120 120H121V121H120ZM164 120H165V119L163 118V120H162L163 123H164ZM177 120H178V119H177ZM14 121L17 122V120H14ZM33 121H34V120H33ZM39 121H41V120H39ZM47 121H48V118H47ZM54 121H55V122H54ZM82 121L85 122V123H82V124H81ZM170 121H169V122H168V121H165V123H167L168 126H169L170 124H172V125L174 126V130L177 129V128H176L177 126H176V124H175V123H177V121H176L175 123H174V122L170 123ZM202 121H200V122L202 123ZM34 122H35V121H34ZM59 122H60V123H59ZM64 122H66V124H65ZM86 122H87V124H86ZM116 122H117V123H116ZM160 122H161V121H160ZM36 123H39V122H36ZM40 123H41V122H40ZM48 123H47L46 121H45V123H43V120H42V124L45 125V124H48ZM55 123H56V125H55ZM58 123H59V124H58ZM61 123L63 124V126L65 125V126H64V127H65L64 129H65V130L62 128L63 126H62ZM93 123H94V121H93ZM119 123H118V125H119ZM163 123H162V124H163ZM80 124H81V125H80ZM85 124H86V125H85ZM203 124H204V123H202L200 126L198 125V127L200 128ZM210 124H211V123H210ZM90 125H89V126H90ZM159 125H161V124L159 123ZM159 125L156 126V127H158V128L155 127L154 130H151V132H149V133L152 134V135L148 134V132H147L146 130H144V128H142L143 131L139 130V133H136V134H138V135H139V134L142 135V134H145L144 131H146V134L144 135V137L147 136V139H148V140H146V139H144V138H143V140L140 139V140L137 142V144L139 143L138 146H137V144H135V142H134V144H132V143H130V142H132V141L127 140V139L129 138V136L131 137V134L134 133V132L128 130V134H127V135H128V138H126V137H127V135H126V137L124 136V137L126 138V139H125V138L123 137L124 134H123V135L120 134V137H121V135H122V137H123L124 139L121 137V138H122L121 140H124V141H125L124 143H127V142H128L126 145H128V144L130 143V144H129L130 147H131V148H132V147L134 148V149L132 148V150L136 151L135 149L138 147V149H137L136 152L139 153V154H144V152H145L146 149H147L145 144L150 143V142L152 141V139H153V138L151 139L150 137H152L155 133L160 132V131H161V132H160V133H161V134H160V135H161V136H160L161 138H162V135H163V136H166V137H164V138L167 139V140H165V139L163 140V138H162V140H161L160 137L158 138V136H159L158 134H156L157 136L154 135L155 138H156V141H157V138L159 139V141H158L157 143L154 142V143L156 144V147L154 146L155 144H154L153 146H154V148H157V149H158L157 146H159V149H160V150L158 149V150H159V151H158V150L156 149L155 151H157V152L154 151V153H153V150H151V148H153V146H152V145L150 146V144H151V143H150V144H148V146H149L148 148L151 147V148L149 149L150 152H147V151H148V149H147V151H146L145 154H147V153L150 154V153H151V156H152V157L154 158V160L156 161V164H155V161L152 159V157L149 155V157H150L152 160H150V162H149V164H147V166H146V165L143 166V168L148 167L147 170H148L149 168H150L151 170H153V169L155 170V168L157 167V165L160 163L158 166H161V167H164L165 169H167L168 172H166L167 170L163 171L164 169H161V170H160L161 167H157V169H156V170H159V171H163V173H165V175L163 174L162 178H161V177L159 178V179H161V184H162V179H163V177H164V179H163L164 182H165L166 180H168V182L165 183L166 185H169L168 183L173 182L174 179H175V177H176V176L173 177V176H174V173L178 176V177H176V178H179V175H181V170H180V173L178 174V170H177V169H180V168H181V167H180V166H181L180 162H183V161L186 159L185 157H187L188 154H192V153H193L192 155H188V160H186V161H184V162H190V164H194V163H197V164L205 163V165H203V166H202V164H201L200 166L194 164V166H195V165H196L197 167L199 166L198 168H199L200 171H201L200 174H201L202 177L204 176V178L206 177L207 174H204L203 171L206 170L205 172L208 173L207 170L209 169V166H211V164H212V166H213V163H215V166L220 165V164H217V165H216V163H218V160H216V159H214L216 162H215V161L213 162V158H214V157L216 158V154H218V153H216L215 151H216L217 149H219V147H220L219 144H217V143L214 144V141L216 140V137H217L216 134H214V133H216L217 131H216V132L213 131V134H214L216 137L212 134L213 137H214L213 139H211L212 142H209L208 145H206V146L209 147V149L206 148L207 151H210L212 148H214V146L217 145L216 148H215L216 150L212 149V152H215L214 157H213V154H214V153L212 154L211 152L209 153V152L205 151V150H206V149H205L206 146H205L204 144H202V142H203V143H206V142L208 141V140H207V137H208L207 135H209V134H207V133H208V132L210 133V132H212V130H214V128L211 127L212 124H211L210 126H208L207 124H205L206 127H207V126L210 127V129L207 127L209 130H208L204 125L201 127V128L205 127V128L208 130L207 133H205V132H206V131H205V128H204V130L200 128V132H201V130H202V131H204V133H205V134H204L203 132H201V136H203V139H204V141H205V142H204V141H201V142H200V144L202 145V147L205 149V150H204L203 148H202V150L200 149L201 152H199V150H198L199 147H200L201 145L198 144V143H199V142H198V141H199V140H198V136H199V135H197L196 133L192 136V137H193V140L191 139V141L193 142L194 140H197L198 143H196V144L200 145L199 147H195V145H196V144L194 143L195 141L192 143V142L189 141V139H188V141L186 142V138H185V141H182V139L184 140V137L179 136V134H178V136H179V137H178V136H177V133L175 134V135L177 136L176 138H178V139H179V138H182V139H179V140L177 139V141H176V140H175L176 138H173L175 135L173 134V135L171 136L172 131H173V130H172V129H173L172 126H170V128H169L168 126H166V125L164 124L166 127H165L164 125H163V126H164L165 129H167V130H162V129H164V128H162L163 126H162V125L159 126ZM177 125H178V124H177ZM47 126H49V125H47ZM47 126L45 125V127H47ZM60 126H61V127H60ZM75 126H77V127H79V128H77V127H75ZM101 126L99 125V126H97L96 128H93V129L96 130V132H95V130H94V134L96 135V137H98L100 134L102 135L101 137L97 138L98 141H99V139H100V142L102 141L101 138L103 139V138L106 137V136H104L103 133H101V130L104 131V130L102 129ZM175 126H176V127H175ZM80 127H81V128H80ZM82 127H85L86 129H83ZM98 127H101V129H100L99 131H98ZM114 127H113V126H112V128L109 127V128H110L109 130L112 129L111 131H113V130L115 129ZM167 127H168V128H167ZM47 128H48V127H47ZM66 128H67V129H66ZM72 128L75 129V132H77V133H74V134H73L74 131L72 130ZM159 128H160V129H159ZM161 128H162V129H161ZM211 128H212V129H211ZM57 129H56V130H57ZM62 129L64 130V132H63ZM68 129H69L70 131H69ZM155 129H157V131L153 134L152 131H155ZM168 129H169V130H168ZM170 129H171V130H170ZM49 130H51L50 127H49ZM49 130H48V131H49ZM79 130H80L81 132H80ZM158 130H160V131H158ZM195 130H197V127H196ZM195 130H194V131H195ZM198 130H199V129H198ZM198 130L195 131V132L199 133ZM72 131H73V132H72ZM90 131L92 132V130H90ZM90 131H89V133H90ZM105 131H104V132H105ZM115 131H116V129H115L113 132H115ZM164 131H167V132H164ZM168 131L171 132L170 135H169V132H168ZM16 132L18 133L19 130L16 131ZM62 132H63V133H62ZM71 132H72L73 135L70 134ZM98 132H99L100 134L97 136ZM141 132H143V133L141 134ZM163 132H164V133H163ZM175 132H176V130L174 131V133H175ZM17 133H14V135L17 134ZM20 133H21V132L18 133V135H17L18 137L20 136ZM47 133H46V134H47ZM65 133H66V134H65ZM96 133H97V134H96ZM130 133H131V134H130ZM46 134H45V136H47ZM58 134H59V136H58ZM91 134H92V133H91ZM134 134H135V133H134ZM199 134H200V133H199ZM217 134H218V133H217ZM56 135H57V136H56ZM71 135H72V136H71ZM77 135L79 136V139H80V141H82V142L78 141L79 139L74 138V136H77ZM95 135H94V137H95ZM110 135H111V133L108 135V137H110ZM148 135H149V136H148ZM195 135H197V137H195ZM204 135L206 136V140H205V138H204ZM210 135H211V133H210ZM210 135H209V136H210ZM212 135H211V138H212ZM218 135H220V134H218ZM45 136H43V137H42V140H40V142H42L41 144H43V142H44V145L48 143V142L45 143V141H48V140H46V139L49 138V136H48V137H45ZM78 136H77V137H78ZM80 136H81V137H80ZM87 136H88V135H87ZM91 136H92V135H91ZM103 136H104V137H103ZM154 136H153V137H154ZM170 136L172 137L171 139H174V140L169 139L168 137H170ZM14 137H15V138H14ZM14 137H13L14 139L11 137V138L13 139L12 142L10 141V139H9L8 137L6 138V139H8L7 142H6L5 140H3V141L6 142L5 144H4V143L2 142V140L0 139V140H1V141H0V143H1L0 145H1V146H5V147H1V146H0V147H1V148H0V166L2 167V168H1L2 170L0 169V173L2 174V175L0 174V177H1V176H4L5 174L3 175V173L7 172L8 169L12 168V170H14V169H15V168H14L15 166H16V167H19V165L22 164V163H23L22 165H24V161L27 160L26 158H28V157H29V158H33V157L30 156V155H33V153H30V151H33V150H29L30 146H29V148H28L30 154H27V153H28V152H27L26 155H29V156H28V157L25 156V152H26L25 150H26L27 147H28V146H25V145H30L31 140L29 139V140H30V141H29L28 139H26V140H28V142H27V144H26V143H24V142H26L25 139H24V142H22V140H19L16 136H14ZM70 137H71V138H70ZM84 137H86V138H84ZM88 137H90V136H88ZM192 137H190V138H192ZM59 138H60V139H59ZM131 138H132V137H131ZM131 138H130V139H131ZM208 138H209V137H208ZM219 138H220V140L223 139V138H221V136H220ZM219 138H217V139H219ZM17 139H18V141H17ZM43 139H44L45 141H43ZM68 139H67V141H68ZM75 139H76V140H75ZM149 139H151L150 142H149ZM201 139H202V137H201ZM209 139H210V138H209ZM144 140H146L148 143H145ZM153 140H154V139H153ZM180 140H181V141H180ZM211 140H210V141H211ZM224 140H225V139H224ZM15 141H16V142H15ZM20 141H21L22 143H24L25 145H23L22 143H20ZM103 141H104V139H103ZM154 141H155V140H154ZM225 141L227 142V140H225ZM17 142H18V143H17ZM33 142H34V141H33ZM33 142H31V144H33ZM50 142H49V144H50ZM58 142H60V143H58ZM76 142H77L78 144H79V142H80V143L83 144V145L79 144V146L81 145V146H83V147H85V148H84V149H80V148H82V147L79 148V146H78V144H76ZM106 142H107V139H106ZM122 142H123V141H122ZM140 142H141V143H140ZM143 142H144V143H143ZM170 142H173V144H171ZM176 142H177V143H176ZM179 142H180V143H179ZM188 142H189V143H188ZM190 142H191V144H192L191 147H190L192 153H188V151L190 152L189 147H188V145H190ZM215 142H219V140H216ZM222 142H223V143H222ZM11 143H12V144H11ZM53 143L51 144V146L53 145ZM152 143H153V141H152ZM185 143H186L187 145H185ZM211 143H213L214 146L211 147V145H212ZM219 143H220V142H219ZM221 143L224 144V146L221 144V147H222V146H223V147H226V145H225V143H224L223 140L221 141ZM2 144H3V145H2ZM19 144L21 145V147H22V146H24V147L21 149V147H20ZM38 144H39V142H38ZM41 144H40V145H41ZM57 144H56V145H57ZM73 144L76 145L77 147L74 146ZM96 144H97V143H96ZM96 144H95L94 146H96ZM142 144H144L145 147H144ZM157 144H158V145H157ZM160 144H161V145H160ZM169 144H170V145H169ZM228 144H229V143L227 142V146H228ZM44 145H41V146L43 147ZM47 145H48V144H47ZM47 145H46L45 147H47ZM63 145H62V147H63ZM68 145H69V146H68ZM134 145H136L137 147H136V146L134 147ZM139 145H142L141 147L143 148L144 152H143V150H140L141 148H140ZM163 145L165 146V147H164L165 149H163V147H162ZM173 145H174V147H173ZM178 145H179V147H178ZM181 145H182V146H181ZM193 145H194V147L196 148V150H198V153L195 151V149H194V151H195L196 153H194V151H192V150H193V147H192ZM203 145H204V146H203ZM31 146H34V145H31ZM38 146H39V145H38ZM48 146H49V145H48ZM53 146H54V145H53ZM53 146H52L51 148H53ZM94 146H93V147H94ZM218 146H219V147H218ZM45 147H44V148H45ZM168 147H169V148H168ZM185 147H188V149L186 148V149L188 150V151H187L188 154L185 153V151H186V150H185ZM8 148H9V149H8ZM14 148H16L17 150H18V148H19V149H21V150H18V151H17V150L14 149ZM31 148H33V147H31ZM34 148H35V146H34ZM51 148H50V146H49L48 149L51 150ZM78 148H79V149H78ZM139 148H140V149H139ZM144 148H146V149H144ZM154 148H153V149H154ZM161 148H162L164 151L161 150ZM229 148H230V146H229ZM229 148L227 147L228 150H229ZM7 149H8V150H7ZM90 149H91V150H90ZM166 149H168V150H166ZM174 149H175V150H174ZM178 149H179L180 151H179ZM183 149H184V153L181 152V151H183ZM227 149H226V150H227ZM34 150H35V149H34ZM85 150H86V149H85ZM138 150H140L141 152H140V151L138 152ZM165 150H166V151H165ZM203 150L205 151V153L207 152V154H211V155H209V156H212V157H209V156L207 155V156H208V157H207V156L205 155V156H206L205 158L208 160V162H205V161H207V160L204 158V155H202V156H201V155H200V156L198 155V154H200V153H203ZM213 150H214V151H213ZM221 150H222V148H221ZM224 150H225V149H224ZM224 150H222V151H224ZM226 150L224 151V153H225V152L228 153ZM7 151H9V152H7ZM15 151H16V152H15ZM160 151H161L162 153H164V154L162 155ZM168 151H169V153H168ZM222 151H221V153H223ZM20 152H21V155H20ZM22 152H23V153H22ZM33 152H34V151H33ZM158 152H160L159 155H157ZM166 152H167V153H166ZM179 152H180V155H181V153L183 154V157H184V155H185V157H184L185 159H183V158L180 157V158H179L180 161H179V160H176V158H178V156H179ZM217 152H219V150H218ZM86 153H87V155H88V156L86 155L87 157L85 156ZM205 153H203V154H205ZM219 153H220V152H219ZM221 153H220V154H221ZM226 153H225V155H226ZM152 154H156V156H157L156 158H157V159H159L158 156L160 157V161H159V163H158V160H156V158L154 157L155 155L153 156ZM160 154H161L162 157L160 156ZM195 154H197L196 156L203 157L205 161L203 160V161H204V162H203V161H202L201 159H199V158H197V159L194 158L193 156H195ZM220 154H219V155H220ZM15 155H16V156H15ZM167 155H168V156H167ZM219 155H218V158H217V159L221 158L224 154H222V155H220V156H219ZM225 155H224V157H223V160H222V158H221L220 161L222 160V162H223V161L227 160L228 163H229V160H228V159H230V158H227V156H228V157H232V156H233L234 158L236 157L235 155H232V156H231V155H229V154H227V156L225 157ZM33 156H34V155H33ZM58 156H59V155H58ZM181 156H182V155H181ZM190 156H191V157H190ZM196 156H195V157H196ZM25 157H26V158H25ZM56 157H57V155H56ZM192 157H193L194 160L192 159ZM233 157H232V160H233ZM23 158H25L26 160H24ZM203 158H202V159H203ZM208 158H212V161L209 162V159H208ZM224 158H225V159H224ZM226 158H227V159H226ZM65 159H66V160H65ZM190 159H192V160L190 161ZM198 159L201 160L202 162L199 161ZM236 159H238L237 161H239V162H238V164H239V163H240V159H239V158H236ZM33 160L38 161V160H36V158H33ZM52 160H53V162H52ZM68 160H69V162H66V161H68ZM129 160H130V159H129ZM166 160H167V161H166ZM210 160H211V159H210ZM40 161H41L42 163H41ZM48 161H49V162H48ZM54 161H55L56 163H55ZM61 161H62V162H61ZM63 161H64L65 163H64ZM85 161H86V162H85ZM153 161H154V162H153ZM175 161H176V162H175ZM177 161L179 162L178 164H180V166L176 164ZM193 161H195V162H193ZM198 161L201 162V163H199ZM220 161H219V163H220ZM230 161H231V159H230ZM234 161H235V159L233 160V162H230V165H227V164H226V165L228 166V169L225 168V167H227L226 165H225V167H224V162H223V163L221 162L224 168H223V167H220V168H221V169H222V168L225 169V170L222 169L223 172L226 171V170H227L226 172H228V173H225L224 175H228V174L231 175V173L234 174L233 171H235V173L238 174V173H237V172H238V169L240 170V168H238V167H240V166H237V168H238V169H236L237 172H236V170H235L234 168H232V169H234V170L231 169L232 172H230V170H229V166L231 167V166H232V163H233V164L235 163L234 165L236 166V162H234ZM5 162H6L7 164H9V163L11 162L12 164H11V163H10V164L13 165V167H9L10 165L5 166V165H6V164H4ZM21 162H22V163H21ZM51 162H52V164L54 163L55 166H54V165L52 166ZM84 162H85V163H84ZM192 162H193V163H192ZM34 163H36V162H34ZM37 163H36V166L38 165ZM47 163H48V164H47ZM83 163H84V164H83ZM111 163H112V162H111ZM128 163L132 164V166L129 167V168H130V171L128 170L129 168L127 167V170H128L129 172L127 171V173H125V172H124V173L127 174V175H128V173H129L130 175H132V176H130L131 178H130V177H127V175L125 176L124 173H123V175H122V173H115V174L113 173V175H114L113 177H112L111 175H110L111 177L108 176L109 179H112L111 181L108 180V178L106 179V181L111 182L110 185L112 184V182H113V183H114V182H116V183L119 182V183H120V184L118 183L119 186L121 185V186L123 187V191H124V189H125V193L127 194V195H126V194H123L122 197H123V198L126 197V199L124 200V199L121 197V195H120V191H121L122 189L117 187L118 189H121V190L119 191V196H117V197H118L119 199L122 198L121 200L124 201V202H119L120 200H119L118 198H117V199H118L119 201H117L116 198H115V199H110V200L108 199L109 201H107V200H106V201H107L108 203H110V202H111V203H112V202L114 203V200H116V201H115L116 205L118 204L117 206H122V203L124 204V203L126 202V200H127V202H128V199L131 200V201H130L131 204H130V202H128V203L130 204V207H129V204H128V206H127L126 203H125L126 205H125V204L123 205V207H126V208H127V209H125V211L127 210V211L125 212V213H127V214L124 213L122 207H116L115 204H113V203H112L113 205L110 203L112 206H111V205H108L109 207H108V209H107V208H106V207H107L106 201L104 200V198H103V200H102V198H101V197H104L103 194H100V196L98 195V197L101 198V199H98V200H102V201H100V202H102V203H104V201H105V204H106V205L101 204V203L97 200L98 197H97L96 195H95V198H94V195H92V196L90 197V198H93L92 201H91V200H88V197H86L87 199H86V198H82V199H81L82 203H83V200H84V202H86L85 199L89 201V202H86V203H85V204L88 203L87 206L85 205L86 207H85L82 203L79 202V203L83 206V207L81 206V208H79L80 210L85 211V209H87L88 212H89V214H91V215H92V211H91V210H93V213H94V214H93L92 216H94V215L98 212V213H97L98 215L96 214L94 217H97V218L99 217V220L101 219L100 222H101V224H102L104 227H106V226H108V225H110L109 227H114L115 225L117 226V222L114 221L115 219H117L118 222H120L119 220L121 219V222L124 221V224H125L128 220H129V221H133L134 218L136 219V220H135V219H134V220L137 221V222L140 220V221H139L140 223H142L143 220H144V219L141 220V218L139 217L140 215H139L138 212H134V211H136V209L133 211V212H134V215L132 214V211H131V210H133V208H135V207H134L135 203H139V201L142 200V198H141L139 201L136 200V199H139V198H140L139 193H140L141 191H139V193H137L136 190H134V189H132V188H133V186H134L133 183H134V184L136 183L135 186H138V187L141 185V184H139V183L136 182V181L139 180V179H138L137 177L134 178L135 176L133 177V173L139 171V169L141 168V164L144 165V164H143L144 162H142V163H140V164H138L139 162H136L137 167H140L139 169H137V167H136V165H135V162H133V163H134V166L136 167V170H137V171L134 169L135 167L133 168V163H132V162H128ZM151 163H152V164L154 163L153 165H155L156 167H155V166L153 167ZM157 163H158V164H157ZM207 163L210 164V165H208V168H205ZM225 163H227V162L225 161ZM3 164H4V166H3ZM16 164H17V165H16ZM59 164H60V166H59ZM66 164H68V165H66ZM79 164H80V165H79ZM82 164H83V165H82ZM87 164H86V166H87ZM175 164H176V165H175ZM238 164H237V165H238ZM45 165H48V166H45ZM109 165H110V164H108V167H109ZM138 165H139V166H138ZM148 165H149V166H148ZM222 165H221V166H222ZM239 165H240V164H239ZM20 166H21V165H20ZM49 166H50V167H49ZM68 166H69V167H68ZM77 166H78V167H77ZM128 166H129V164H128ZM176 166H179V168L177 167V169H176ZM215 166L210 167V168H213V170H214L215 168H217V167H215ZM235 166H234V167H235ZM3 167H4V168L7 167V169L5 168L6 171L4 170ZM8 167H9V168H8ZM38 167L40 168V165H38ZM53 167H54V168H53ZM56 167H58L59 169H63V172L60 171V170H59L58 168H56ZM64 167H65V168H64ZM66 167H67V170H66ZM82 167H81V168H82ZM151 167H152V168H151ZM174 167H175V168H174ZM201 167H203V168H205V169L202 171V170H201ZM232 167H233V166H232ZM13 168H14V169H13ZM20 168H21V167H20ZM81 168H80V169H81ZM131 168H132V170H131ZM143 168H141L140 170H142ZM158 168H159V169H158ZM16 169H17V168H16ZM52 169H54L55 172H54V170H52ZM77 169H78V170H77ZM169 169H170V170H169ZM175 169H176V172H175ZM217 169L219 170V168H217ZM217 169H215V170H217ZM221 169H220V170H221ZM12 170H11V171H12ZM40 170H41V168H40ZM49 170H51V171H49ZM64 170H65L66 173H64ZM76 170H77V171H76ZM147 170L145 169V171H147ZM151 170H150V171H151ZM171 170H172V171H171ZM211 170H212V169H211ZM211 170H210V171H211ZM213 170H212V172H211L212 174H208V175H207L208 178H205V180H202V181H201L202 183H203V182L205 183V181L208 180L209 177H210L211 179H213V178L215 179V177H218L219 179H221V182H223V181H222V178H223V177H226V176L222 175V178H221V176H220L219 174L217 175V171H213ZM220 170H219V171H220ZM222 170H221V174L223 173ZM228 170H229V171H228ZM52 171H53V172H52ZM131 171H133V173H132ZM208 171H209V170H208ZM219 171H218V172H219ZM47 172H45V173L48 174ZM61 172H62V175H60ZM68 172H69V173H68ZM130 172H131L132 174H131ZM147 172H148V171H147ZM214 172H215V177L212 176V175L214 174ZM18 173H19V171H18ZM54 173H55V174H54ZM168 173H169L172 177H171ZM171 173H173V175H172ZM202 173H203V175H202ZM209 173H210V172H209ZM239 173H240V171H239ZM6 174H8V173H6ZM53 174H54V175H53ZM63 174L66 175V176H65L66 178L63 176ZM117 174H118V176H120V177H117L119 180L116 178V175H117ZM119 174H120V175H119ZM17 175H18V174H17ZM70 175H71V176H70ZM79 175H80V172H79ZM79 175H78V176H79ZM121 175H122V176H125L126 178H125V177L122 178ZM167 175H169V176H167ZM209 175H210V176H209ZM238 175H239V174H238ZM238 175H237V176H238ZM240 175H241V174H240ZM240 175L238 176L239 178H241ZM19 176H21V175H19ZM57 176H58L59 179L57 178ZM60 176H61V177H60ZM128 176H129V175H128ZM146 176H148V175H146ZM149 176H150V175H149ZM149 176H148V177H149ZM166 176H167V177L174 178V179L172 180L171 178H167ZM211 176H212V177H211ZM233 176H234V175H233ZM233 176H232L231 178H230V177L228 178V176H227V178H225V179L223 178V179H224V180L227 179V181H228V180L230 181V179H232V178L235 177V176H234V177H233ZM237 176H236L234 179H236L235 182L238 181V183H239V185H240V179L237 178ZM241 176H242V175H241ZM5 177H7V176H6V175L4 176V181L6 180ZM62 177H63V179H62ZM114 177H115L116 179H115ZM165 177H166L167 179H166ZM2 178H3V177H1V179H2ZM64 178H65V179H64ZM133 178H134V179H137V180H134ZM1 179H0V180H1ZM114 179H115V181H114ZM129 179H130V180H129ZM131 179H133L135 182H134L133 180H131ZM142 179H144V178H142ZM147 179H148V180H147ZM147 179L142 180V182L145 181V180H146V181L151 180V181H149V182H152V183H153V178L150 179V177H149V178H147ZM165 179H166V180H165ZM169 179H171V181H170ZM234 179H232L231 183L234 181ZM2 180H3V179H2ZM2 180H1V182H2V183H5V182L2 181ZM117 180H118V181H117ZM56 181H58V182H56ZM129 181H130V182H129ZM146 181L143 182L142 184L146 183V184L149 186L150 183L148 184V182H146ZM210 181H211L210 179H209V182L207 181V183H209V184H208V188L211 186L210 184H214L217 180L214 181V183H213V181H212V182H210ZM227 181H226V182H227ZM241 181H242V180H241ZM121 182H122V183H121ZM224 182H225V181H224ZM235 182H234V183H235ZM242 182H243V181H242ZM2 183H0V184L2 185ZM59 183H60V184H59ZM174 183H175V181H174ZM174 183H171V184H173V185H172L173 188H177L178 193L176 192V194H174L175 196H177V194L179 195V193L181 192V191H180V190H181V189H180V188H181V187H180L181 185H179V184H177V183L174 184ZM202 183H201V184L199 183V185H201V186H205V187L207 186V185H205V184H207V183H205L204 185H202ZM228 183H230V182H228ZM231 183H230V184H231ZM234 183H232V184H233L232 187H230V186L228 185L229 187L227 188V183H225L226 185H225L224 183H221V184H220L219 181H218V185L220 184V185L222 186V188L220 187L221 190L218 188V185H217V184H216L217 186H215V185H214V187L211 186V187L209 188V190L211 189V191L213 192L212 188L214 189V188L216 187V188L214 189V191L218 189L219 192H220V191L223 192L224 190H222V189L225 188V186H226L227 189H225V190L228 192V190L230 191V189H233L234 186L236 187V189L238 188L239 185L236 186V185H234ZM238 183H235V184H238ZM118 184H115V185H113V186L116 187ZM137 184H139V185H137ZM146 184H144V187H143L142 185H141V186L145 189V190H143V191H149V192H147V193H148V194H147L148 196L145 195L146 192H144V193L141 192V196H143V197H144V196H145V197L147 196L146 199H147V200H150V201H148L149 204H150V203H154V202H151V198L149 199V193H150V196H151L152 194L154 195V193H153V192H152V193L150 192L151 189H149L148 186H147ZM155 184H156V185H155ZM155 184H154V186H155L154 188H155V189H153L152 184H150L151 187H150V186H149V187L152 188L151 191L154 190V191H155V194L157 193L156 195H158L159 192H160V194H162V193L164 192V190H166V191L169 190V192H170V190L173 189V188H171V189H165V188H166V185L163 183V184L165 185V186H164L163 184L161 185V191H163V192L159 191L158 189H157V191H156V188H159V189H160V183H158L159 186H158L157 183H155ZM176 184L179 185V187H180L179 189H178V187H176V186H177ZM223 184H224L225 186H223ZM232 184H231V185H232ZM243 184L245 185L244 182H243ZM174 185H175V187H174ZM220 185H219V186H220ZM244 185H243V189H245V191L248 192L247 194H248V197H249V192H250L251 190H248V191H247V184H246L245 186H244ZM57 186H55L54 188H56ZM111 186H112V185H111ZM121 186H120V187H121ZM135 186H134V187H135ZM145 186H146L147 188H146ZM162 186H164L165 188H163ZM169 186H170V185H169ZM169 186H168L167 188H169ZM240 187H242V186H240ZM244 187H245V188H244ZM59 188H56V189H59ZM129 188H130L132 191H128ZM135 188L137 189V187H135ZM162 188H163L164 190H162ZM257 188H258V190H257L256 188L253 189V191L255 190V191H257V193L252 191V192H250V193H251L250 195H253L252 193H254V196H255V193H256V196H257V195H259V194L262 192V190H261V191L259 190V187H257ZM130 189H129V190H130ZM236 189L234 188V189H233V192H232V190L230 191L231 193H234V194H232L233 196H234L235 194L237 195V193H238V192L235 193L234 190H235V191H239V194H241L240 190H239V189L236 190ZM243 189H241V191H242ZM126 190H127V191H126ZM133 190L136 192L137 196H136L135 194H133V193H135V192H133ZM123 191H121V193H122ZM166 191H165V192H166ZM171 191H172V192H170V193H172V195L169 194V195H170V198H171V196H173V192L176 191V190L173 189V190H171ZM179 191H180V192H179ZM130 192H131V193H130ZM169 192L167 191L166 193H169ZM216 192H217V191H216ZM216 192H215V193H216ZM219 192H218V193H219ZM230 192H228V193L231 194ZM128 193H129V194H128ZM142 193H143L144 195H143ZM181 193H182V192H181ZM181 193H180V194H181ZM213 193H214V192H213ZM244 193H245V192L243 191V195H245ZM258 193H259V194H258ZM33 194H34V193H33ZM262 194H263V193H261V196H263ZM130 195H133V196H131V198L134 199L133 202L136 201L135 203L132 202V199L128 198ZM162 196H163V198H162L163 200H164V199L167 200V199L169 198L167 194H166V196H165V193H164ZM254 196H250V197H252V199H253V198H256V196H255V197H254ZM261 196H259V197H261ZM78 197L80 198V196H78ZM96 197H97V198H96ZM237 197H239V196H237ZM240 197H242V196L240 195ZM246 197H247V195H246ZM250 197H249V198H250ZM257 197H258V196H257ZM72 198H73V200H72ZM72 198L70 199V200L72 201V203H73L74 201L77 202V203H78V201H80V199L77 198V197H76L77 200H76V198H74V197H72ZM127 198H128V199H127ZM173 198L175 199V197L173 196V197L171 198V200L168 199V200L166 201L167 203L169 202V200L172 202V203H171V202L168 203L169 206H170V204H171V206H172V204H174L175 200H174ZM176 198H177V197H176ZM74 199H75V200H74ZM94 199H95V200H94ZM106 199H107V198H106ZM143 199H144V198H143ZM146 199H145V200H146ZM172 199L174 200V202H173ZM250 199H251V198H250ZM111 200H112V201H111ZM96 201H98V205H95V204H97ZM154 201H155V200H154ZM156 201H157V200H156ZM160 201H162V200L160 199ZM160 201H158L157 203H159ZM92 202H93V203H92ZM118 202L121 203V204H119ZM141 202H142V201H141ZM162 202H163V201H162ZM162 202L159 203L160 205H159V204H156V202H155L154 204H155V206L157 205V208H158V209H160L159 207H161ZM164 202H165V201H164ZM164 202H163V204H162V208H161V210H162L163 208H165V207H168L166 203H165L166 205H164ZM77 203H75V204L73 203V207H72V204H71V208H72V209H71V208H67V209H63V210H65V212H66V210L71 209L70 212L68 211L70 216H69V215L67 216V213H68V212L66 213V216H67V217H75L76 214H77L76 211H78V214H80L79 212H81L80 216L82 215V216H81L82 218H81V217L78 218V220L81 221V220L83 219V216L85 217L88 213H87V210H86L85 212H83L84 214H85V213H86V214L83 215V214H82V211H80V210L78 209V207H80V206L77 205ZM94 203H95V204H94ZM99 203H100L101 205H104V208H103V206L101 207V205H100ZM133 204H134V205H133ZM149 204H148V205H149ZM131 205H132V206H131ZM152 205H153V204H152ZM152 205H151V206H152ZM158 205H159V207H158ZM74 206H76V207H74ZM77 206H78V207H77ZM97 206H98V208H97ZM105 206H106V207H105ZM155 206L153 205L152 207H155ZM110 207H111V208H110ZM114 207H116L115 209H117V211H118L120 208H122V210H119V211H118L119 213L116 212V214L114 215V212L116 211V210L114 211V209H113ZM128 207H129L130 209L132 208V209L130 210V214H129V212H128ZM230 208H231V207H230ZM230 208H229V209H230ZM234 208H235V207H234ZM234 208H231V209H234ZM102 209H103V210H102ZM105 209H107V210L105 211ZM166 209H167V208H166ZM14 210H15V209H14ZM58 210L60 211V209H58ZM61 210H62V209H61ZM63 210H62V212H63ZM89 210H90V211H89ZM101 210H102V211H101ZM108 210H109V211H108ZM12 211H13V210H12ZM59 211H58V213L61 212V211H60V212H59ZM95 211H96V213H95ZM99 211H100V212H99ZM120 211H122V212L120 213ZM162 211H163V210H162ZM164 211H166V210H164ZM230 211H231V210H230ZM235 211H236V210H234V211L232 210L231 212H235ZM56 212H57V210H56ZM62 212H61V213H62ZM73 212H74L75 216H74V215H73V216L71 215V214H73ZM105 212H106V213H105ZM13 213H14V211H13L12 213L10 212V213L8 214V215H10V217H9L8 215H7V216H6V215L3 216V219H4V220L7 218V219L5 220L7 224H12L13 220L11 219V215H14V214L16 213V210H15V213H14V214H13ZM111 213H112V214H111ZM117 213H118V214H117ZM122 213H123V214H122ZM135 213L138 214V215H137V218H136V214H135ZM52 214H53L54 216L56 215V214H54V213H52ZM63 214H64V213H63ZM121 214L124 216V218L122 217ZM124 214H125V215H124ZM53 215H52V216H53ZM104 215H105V216H104ZM116 215H117L118 218L116 217ZM118 215H120L121 218H120ZM127 215L129 216V218H128ZM131 215H133L134 218L130 219V218H131ZM78 216H79V215H77L76 217H78ZM94 217H91L90 220H93L92 218H94ZM114 217H115V218H114ZM138 217H139L140 219H139ZM12 218L15 220V223H17V222L19 223V221H17V219H19V218L17 217V214H15L14 217L12 216ZM8 219H10L11 221L8 220ZM74 219H75V218H74ZM80 219H81V220H80ZM84 219H85V218H84ZM84 219H83V220H84ZM112 219H113V221H114L113 223H112ZM118 219H119V220H118ZM126 219H128V220H126ZM76 220H77V218H76ZM76 220H75V221H76ZM78 220H77L76 222H73L74 224H72V226L74 225V231H75V229H77V230H78V233H77L78 235L81 234L80 232L83 231V233L81 234L82 236H83L84 234H87V235H88V237H87L86 235H85L86 237L84 236L85 238H88V240H87V239H85V240H87V241H89V242H92V243H96V245L100 242V243H99V244H100V247H102L101 245L103 244V242H105V240L103 239V238H105V234L102 235V236L100 235V236H101V237H100L99 234H98V233H95V231H94L93 228L91 227L92 225H94V224H92V222H93V223H95V222L97 223V222H99V220H98V219H97V220L95 219L96 221H94V220H93V221H90V220H89V221L91 222V223L89 222L90 224H88L87 221H86V223H85V220H84V223L86 224V226H87V225H88V226L90 225V227H91V228H88V227H87V229H89V230L92 229L94 232L87 230V229L85 228V225L83 226V224H82L83 222L81 221V222H82L81 225H82V227L85 228V230H86L87 233H84V232H85V231H84V228H79L80 230L82 229V231H80L78 228H75L76 224H78V225L80 224V223L78 222ZM51 221H52V220H51ZM103 221H106V223H108V225H106L105 223L103 224ZM107 221H108V222H107ZM125 221H126V222H125ZM135 221H134V222H135ZM144 221H145V220H144ZM9 222H11V223H9ZM110 222H111V223H110ZM145 222H146V221H145ZM47 223H50V221H47L46 224H47ZM115 223H116V224H115ZM127 223H129V222H127ZM130 223L133 224V222H130ZM135 223H136V222H135ZM13 224H14V222H13ZM98 224H99V223H97V229H96V232H97V230H98V228H99V225H98ZM111 224H113V226H112ZM114 224H115V225H114ZM118 224H119V223H118ZM122 224H123V223H122ZM142 224H143V223H142ZM48 225H49V224H48ZM48 225H46V226L43 227V229L45 228V229L47 230L46 233H45L44 230H43L42 232H40V236H42L43 238H45V240H46V237H45L46 235H45V234H47V240H48V239H51V240H49V241H52V240H53L55 244H60V245H61V243H62V245H63V244H65V239H66V240L68 239V240H67V243H69V240H70V242H71V243H70L71 247H74V245L76 246V245L78 244V245H81L80 247H83V249H84V244L86 243V241H85L84 238H83V240L85 241V242L83 243V241L81 240V239H82V236L80 237V236H78V235L76 234L77 230L75 231V233H74L73 229H72L73 232H72V231L69 232V230H71V228H73L72 226H71V227L69 226L67 229H66V227H65V228H62V227L59 228L57 225H55V222H54V224L51 222L50 225H49V226H48ZM51 225H53V227H54V225H55V227L58 228L57 230L60 231V229H61V231L64 232V235H65V236L67 235V237H65V236L62 234V232H61L62 236L65 238V239L63 240L64 243H63L62 241L59 242V241H60L61 239H63V238L61 237V239H60V236H61V234H59L60 232H57L56 229H55V232H54V228H55V227L53 228ZM81 225H80V226H81ZM102 225H100V226H102ZM119 225H120V224H119ZM119 225H118V227H119V229H121ZM103 226H102V227H103ZM116 226H115L114 229H117V228H118V227H116ZM94 227H96V225H94ZM109 227H106V228H109ZM48 228H49V229L51 228L53 232L51 231V229L49 230ZM63 229H64L65 231L69 229V230H68L69 234H67L68 232L65 233V231H64ZM94 229H95V228H94ZM110 229H111V228H110ZM112 229H113V228H112ZM119 229H118V230H119ZM142 229H143V231L146 230V229H144V227H143ZM48 231L51 232V233H49V235H48ZM140 231H141V232H140ZM140 231H139V235H138V236L136 235V234H138V233H136V234L133 233V234H128L129 237H128V236L125 237L127 233H126L125 231H123V229H122L121 232H122V233L125 232L124 235H123L121 232L118 231V233L121 234V236L123 235V236H122L123 238L125 237V240H126L127 238L129 239V240H128V239L126 240V243H127V241H128L129 243H131V242H132V240H130L131 237H132V239H133L134 236L136 235L134 239H137V238H138V240H135V242L133 241V242L136 243V244H134V243L132 242L133 244L131 243V244L129 245V243H128L127 245H125V244L123 243L125 240H123L122 243L120 242V244H121V246H123V247H127V246L129 245L130 247H128V248L131 249V250H132L131 247H133V249H135L134 247H140L139 250H138V248H136L139 252H137V250L135 249V251H136L135 253H133L132 251H134V250H132V251H130V253L127 254V253H125V252H129V249L126 248L125 250H128V251H123V247H121L120 244H118V245H119L118 248H117V246H116V247H114V249H111L112 251H110V249H104L105 251H104V250H102V252L100 251V254H101V255H100V254H99V250H97L98 252H94V251H93V250H95V249H98L99 246L97 245L98 247L96 246V247H97V248H96V247H94L93 244L90 245V243L87 242L86 246L89 244V245H88L89 247H86V246H85V247H86L87 249L89 248L88 250H90V249H91L90 246H91V247H92V249H91L92 251H88V252L85 251V252H86L85 254L88 253L89 255H88V254H87V255H85V254H84V255H81V256H83V258H82L83 260H81V256H80V255H79L80 260L78 259V256H77V257L75 258V259H76L75 262H77V264H80L79 261H81V262H82V261H84V262L87 261V264H88L89 262L92 261L93 264H97V263L100 261L98 264H101V263L104 264L103 261H104V260L106 261V260L108 259L109 263H108V262H107V263H108V264H113V262H114V261H113V260H114V257H115L116 261H118V260H117V256H118V255H121L120 252H122V251H123V252H122L123 254H126V255H127V256L125 255L126 257H123L124 255L118 256V259H119V257H123V258H125V259L120 258V260L123 259V260H122V261H123V264H129V263H130V264H134V263H131V257H132V255H133V257L135 256L134 258L132 257V258H133V259H132V262L134 261L135 264H139L140 261H141V263H142V261H143V264H144L145 260L148 259L147 261H150V260L152 259L151 257L154 258L153 260H156V259L158 260L157 257H160V258H161V256L158 255V253L156 254L157 256L154 255V254H155L157 251H159L160 246H162V245H161V242H164V241H163V237L161 238V236H155V237H154V236H150L151 234H149V232H148L147 230H146V232H148V233H145V231H144V233L147 234V236L144 237L145 234H143V231H142V230H140ZM227 232H229V235H230V231H227ZM43 233H45V234L42 235ZM56 233H58V235H56ZM73 233L76 234V236L72 235ZM94 233H95V234H94ZM50 234H51L52 236H51ZM53 234H54V235H53ZM90 234H91V235L94 234L95 237L98 236V237H99L100 239H102V240L98 239L99 241H92V239H93L94 236L92 235V236H93V237H92ZM142 234H143V235H142ZM69 235L72 236V237H75V238H73V239H77V238L79 237L78 240H80L81 242L78 241V240H76L75 242H80L81 244H80V243H76V244L74 243V244H73V241H74V240L72 239V237H69ZM130 235H131V236H130ZM133 235H134V236H133ZM141 235H142L143 237H142ZM148 235H149L150 237H149ZM48 236H50L51 238L48 237ZM55 236H56V239L54 240L53 238H54ZM57 236H59V237H57ZM139 236H140V238H139ZM52 237H53V238H52ZM148 237H149L150 239H152V238L154 237L153 240H155V238L159 240V243H157V242H158L157 240H156V242L154 241L155 244L157 243V244H156V245H157V249H156L155 244H154V243L152 244L153 241H149L150 239H149ZM157 237H158V238H157ZM186 237L190 238V236H186ZM186 237H185V238H186ZM57 238H58L59 240H58ZM70 238H71L72 240H71ZM80 238H81V239H80ZM96 238H97V237H96ZM141 238H142V239L144 238V243H143V244H142V241H143V240H141ZM182 238H184V237H182ZM185 238H184V239H185ZM231 238H234V237L232 236ZM12 239H13V236H12ZM94 239H95V238H94ZM94 239H93V240H94ZM134 239H133V240H134ZM139 239H140L141 241H140ZM160 239H162V241H160ZM184 239H182L181 241H184ZM185 240H186V239H185ZM237 240H238V239H237ZM57 241H58V243H57ZM136 241H139V242L137 243ZM145 241H146V243H145ZM230 241H232V239H231ZM233 241H235V238H234ZM101 242H102V243H101ZM140 242H141V245L139 244ZM149 242H150L151 245H153V246H151V245L149 244ZM52 243H53V242H52ZM67 243H66V245H67ZM123 244H124L125 246H124ZM138 244H139V245H138ZM144 244L146 245V246H145L146 248L144 247ZM148 244H149L150 246H149ZM82 245H83V246H82ZM131 245H133V246H131ZM254 245H255V244H254ZM142 246H143V249H144L145 251H143V249H141ZM148 246H149V248H148ZM78 247H79V246H78ZM78 247H77V248H78ZM100 247H99V248H100ZM151 247H155V249H154V248L151 249ZM252 247H253V246H252ZM75 248H76V247H75ZM86 248H85V249H86ZM116 248H117L118 251L115 250ZM120 248H122V251L119 250ZM250 248H251V247H250ZM250 248H249V249H250ZM249 249H248V250H249ZM151 250H153V251H151ZM155 250H157V251H155ZM248 250H247V251H248ZM95 251H96V250H95ZM106 251H107V252H106ZM148 251H150L152 254H151L150 252H148ZM154 251H155V252H154ZM249 251H251V252H250V253L248 252V254H249V255L251 254L250 256H251V258L253 259L252 256L255 255V254H253V253H254V252H253V249H251V250H249ZM93 252H94V254H93ZM104 252H105V253H104ZM108 252H109V253H112V254H111V259H110V257H108V256H110ZM117 252H119L120 254L117 253ZM145 252H147V253H145ZM96 253H97V254H96ZM103 253H104L105 255H104ZM244 253H246V254H244ZM244 253H242V255L244 254L247 258H250L249 255L247 256V252H246V251H245ZM114 254L117 255V256H115ZM130 254H131V255H130ZM93 255H94V256H93ZM95 255H97V257H96ZM98 255H99V257L102 256L101 260L98 259ZM112 255H114V256H112ZM129 255H130L131 257H130V262L128 263L127 261H129V260H127V259L129 258V257H128ZM242 255H241V256H242ZM87 256H88V257H87ZM103 256H104V257H103ZM239 256H240V255H239ZM241 256H240V257H241ZM74 257H75V256H73V258H74ZM143 257H144V258H143ZM112 258H113V259H112ZM126 258H127V259H126ZM150 258H151V259H150ZM77 259H78V261H77ZM84 259H85V260H84ZM96 259H98L99 261L96 260ZM136 259H137V260H136ZM149 259H150V260H149ZM89 260H90V261H89ZM124 260H125V261H124ZM126 260H127V261H126ZM88 261H89V262H88ZM94 261H95V262L98 261V262H97V263H94ZM101 261H102V262H101ZM105 261H104V262H105ZM110 261H111L112 263H110ZM116 261H115V262H116ZM122 261H119L118 263L121 264L120 262H122ZM137 261H139V263H137ZM84 262H82V263H84ZM115 262H114V264H118V263H115ZM124 262H125V263H124ZM82 263H81V264H82ZM107 263H106V264H107ZM141 263H140V264H141ZM145 263L147 264V262H145ZM37 264H39V263H37ZM40 264H41V262H40ZM90 264H91V263H90Z\"/></svg>", "mask_w": 264, "mask_h": 264}]
</instances>
